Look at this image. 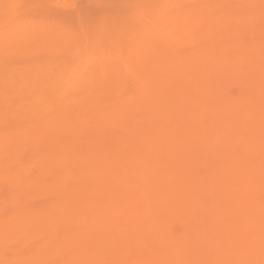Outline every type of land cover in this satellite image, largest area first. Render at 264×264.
I'll return each mask as SVG.
<instances>
[{"label":"rangeland","instance_id":"1","mask_svg":"<svg viewBox=\"0 0 264 264\" xmlns=\"http://www.w3.org/2000/svg\"><path fill=\"white\" fill-rule=\"evenodd\" d=\"M3 1L0 0V39L2 40V42L0 43V51H1L0 52L1 53L0 57L2 58L4 56L2 59H0V61L3 62V63H0V66H1L0 67V91H1L0 92V127L2 126V128H1L2 131H0V141L3 142L5 138L8 141H11L9 139H13V138L12 137L10 138V136L14 135V134L15 135L17 134L18 136H15V141L16 142H21V143L23 142V143L21 144L22 150L20 152H16L15 151L16 153L13 152V151H8L9 153H7V152L3 151L2 148H0V156H1L0 157V203H1V205H0V216H2L3 213L5 214V215H3L1 217L3 219L0 220L2 222L0 224V256H1L0 257V264H18V263L19 264H27V262L29 264L30 263L31 264H35L37 262L36 259L38 258L39 255L41 257H43V260H41L38 264H42V263L43 264H63V263L64 264H69V263L74 264V262L76 264H78L80 262V260H81V262L83 260V263L86 262V264H94V263H98L99 264L100 263L99 260H98L99 259V257H98L99 255H98L97 252L100 249L104 248V246H109V245H111V247L114 246V249L119 251V252H117L118 256L116 255V257H119V256H126L127 257L128 256V261H127L128 264H132V262H133V264H138L139 262H140V264H142V263L143 264H150V263H152V264H155V263L156 264H158V263L159 264H168V263H164V262H169L170 264H177L178 261H179L180 264H183V262H182L183 260H184V264H190L191 260L194 262V264H199L200 261H202L203 264H206V263L207 264H212V262L214 264V259H215V262H219V260L222 259V257L225 256V253L229 257V259L232 260V261L229 260L230 262L227 261V262H229V264H239L238 262H240V264H242V263L243 264H251L250 262H252V264H264V215H263L264 214V183H263V180H264L263 179V177H264V151L259 149L257 147L258 145L257 146H256V144L254 145L253 143H255V142L249 141L251 144L249 142L246 143V144H243V145L249 144V146H250L249 150L244 153L242 150H240L241 146H238V144H236V142H234L232 140H230L228 142H226L225 140L223 141L225 145H224V149H222V152H224V151L225 152H229L231 150L229 152V155L232 154V153L237 155V152H238L239 153L238 155H240L239 156L240 160L243 161V159H244L243 162L246 163V164H244V163L243 164L246 165L245 166V172H246L245 175L247 177L246 176H244V177L247 180L243 183V187L241 189L243 190L244 189V185L248 183V185H249V189H248L249 190V194L246 195L244 192L239 193V194H243L244 193V195H239L238 194L237 195L238 199L236 198L237 200H235L234 201L235 203L234 202L233 203L235 205L238 202V205L240 206L241 204H243V201H244V205H245V201H247L248 202L247 205H245V207H242V208L239 209L238 213L235 215V217H238V218L235 219V221H234V219H230L229 218L228 214L231 213V210L228 209L229 206L227 207L225 205V206H221V209L219 207L218 210L217 209L211 210L215 206H217V204L222 203V201H220V202H219V200H218V202L216 201L217 200L216 197L220 194L221 189L219 190L218 189L219 187L218 188L214 187L215 186L214 181L215 180L217 181V179H219V180L224 179V181L221 180L220 184H222V182L223 183L225 182L226 186H229L230 182L232 181V176H231V174H229L230 171H228V170L226 171L225 170V167H227L226 165H228L229 159H227L228 157H226L225 159H222V163H221V160H219V157L216 155L217 154V149L215 147V144L217 145L219 140L222 138V135L227 133V130L225 131V128L228 129L227 126H228L229 123L227 121V118L229 119L230 115H228L227 114L228 112H225V111H223L224 114L221 113V115H220V111H218V113L216 115V117L218 119H220L221 121L218 120V122H216V123H209V125H207L204 128H200L199 130H197V132L196 131L190 132L189 139H191V140L187 142L188 144L187 143L184 144V141H181L183 143L184 148H193V147L197 148L196 144L198 143V141H201L200 145L202 147H205V148L206 147H210V146L212 147V148H210L211 151L209 150L208 153L202 154V153L196 152L195 154L191 155L190 158L186 157L185 160H183L182 158H177L178 160H176V162L179 163V166L176 168V172L174 171L175 172L174 178H176L178 181H180L182 184H185V185H186V183H187V185L190 184L191 177H192V179L195 178V180H197V185H198V186H196L195 191H192V193H189V192L185 191L184 187H181V190H179V191L177 189L176 190L174 189V191L170 190V188H168V186L166 185V180H165L166 176H165V174H161L160 176L159 175L157 176L155 174L151 175V171H150L151 169H147L146 170L147 173H145L142 176L148 177L149 179L151 177L152 179H150V180L148 179V181H147L146 178H142L141 177L142 179L146 180L145 183L139 182L136 185H135V183L130 184L129 187L130 188L132 187V188L129 189V191L127 192V199H126L127 201L126 202L117 203V205L120 207V209L124 210V211L122 210V212L119 213V214H125L126 215V212H127L126 209H128V208H129V210H135V211H133L132 213L129 214V218L130 219L133 218L130 221H133L138 213H142L143 212V213H145V214H143V216L146 215V212H147L146 211V209H147L146 203H147V200L149 198L148 196H149V191H150L151 187H154V189H155V191L157 193V196H155V198L161 199V197L162 198L164 197V194H165V196L167 198L166 200H164L165 204L161 203L160 207L158 208V210L156 212L157 214H159V215H157L159 219L158 220L155 219V222H154L156 226L153 225L154 223H152V221L150 222L152 224L149 223L150 220H149V218H147L148 217L147 215L144 216L145 218L148 219V221L146 219V223H145L146 225H148V227H146V225H145L144 227L141 228L142 230L141 229L138 230V234H140V236H138V240L139 241L137 240V242H140L138 246H136L137 243L134 244L132 242L131 244H133V245H131L130 247L124 248L125 247L124 244H125L126 240H124V238L122 236L114 234L115 236L118 237V238L115 237V239H114L116 241V238H117V241H116L117 243H116L114 240H112V234H110L111 233L110 229H108L106 226L101 224L100 219H99V221H97V224H98V225L96 224L97 226L92 224V223H94V221L96 222L97 215H96V219H94L95 218L94 214H96V210L95 209L97 207V210H98V205L97 204H100V202L96 201L95 205L93 204L91 206L90 205L89 206L88 205L81 206L80 209H81V211H82V213L84 215V216L82 215L83 217H81L82 220L81 219L77 220L78 218H76V216L78 215V213H73L77 209H79V208L76 209V206L80 207V205H81V203L79 204V202L74 204L75 202H77L76 200H78V198H79V189L78 188L81 187L82 183L86 182V184H90L89 181H83V179L80 178L81 175L78 173V172H80V167L82 165L81 161H80V156H79V153L81 152L80 151V149H81L80 146H83V144H85V145H87L89 147H96L97 146L96 143L98 141H101V143L96 148H97V150H99L102 153L104 151L108 152V156L109 157L106 158V161H104V163L106 165L111 166L114 163H116L117 159L121 158L120 155L116 154V149L115 148L117 147L119 142H121V140H127L130 137V135H132L131 133H133V131L136 128L135 125H134V122L132 120V119H134L133 116H132L133 118L130 117V119H131L130 121H131L132 124H129V126H127V127H119L120 125H118V124L116 125L115 124V123H119V122H115V120L117 119V114H116L117 106H113V100L110 98L111 91L108 90V89L114 88V84L111 83L110 85H106L105 88L104 87L100 88L99 87L100 83H95V81H93L91 79V74H89L91 72L92 66L94 67L98 63L103 65L102 68L103 67L106 68V70H105V68H103V70H102V74H103L104 77H107L108 73L110 74L113 71L112 69L117 67V64H118L117 61H119V60L120 61L122 60V65H124L125 67L128 66L127 67V69H128L127 70V75L128 76L126 75V82L124 84L120 85V87H119L120 89L117 90V93H116L117 98L123 96L122 98H123V101L125 102L130 97V94H131V96L134 95V93L139 91V89H140V87L142 85L146 84V82L149 81V79H147V77H146V76L149 75V73L146 72L145 69L139 68L138 69V72H139L138 74L139 75H138V77H135V73L131 69V65H127V64H128V61H130V59H133L135 57V53H133L132 51L137 50L136 48H139L140 51L144 52L145 48H147L145 46L146 43H149V41H150L149 40L150 38H148V37H150L152 31L154 32V31H157V30L161 29L160 33H159L160 34V38H158L157 41H156L158 45L160 44L159 46L157 45V47L161 48V49L166 48L168 43H170L171 45L173 44L172 46H174L172 48V50L177 48V50H180L181 52L183 50V52H182L183 55H186V54L189 55L190 52H192L191 54H193V53L196 54L198 52V50L200 52L201 49L203 48V46H206V43L208 42L207 38L209 36L211 37V34L208 33V32L211 31V29H212L211 27L212 26L210 28H208L209 25L208 26H203L202 28H197V32L198 33L194 34L193 30L197 26L193 27V26L189 25L187 20L184 21L185 16L179 17V21H178V19L175 20V18L172 19L170 17L172 15H176L175 13H177V11L178 12L180 11V13L182 11L186 12V13L187 12L188 13H192L194 10L195 11L193 13H195L197 15L199 13V15H202V17L198 15L199 19H202V18L206 19V18H211L212 17V19H214V20H216V18H217V20L215 22L219 23V22H222V19L227 18V21L229 22L228 26L231 27L232 29H233V27H232L233 25L234 26H238V27H236V29H233V30L237 31L240 34L242 33V38L244 37V34H245V36L247 35V37L249 36V38H251V39H249V38L247 39L245 37V39H247V40L242 39L244 41V43L241 41L240 38H239V41H238V39L235 38L234 41L236 40V42H234L233 40L232 41L229 40V42H230L229 50L233 51L234 53L237 52L236 53L237 55L235 54L234 56L237 57L236 59L239 60V57H241L240 56L241 53L238 54V51L241 50L243 52L244 49L248 50V48H249L248 46H251L252 43L255 44V41L252 39V36L247 31H245V29L243 28V24H244L243 22L245 21V19H243V18H244L245 15H246V19L247 20H249L250 18H253L252 22L254 24L256 18L259 17V19H257V22L261 21V23H262V21H264V17H263L264 16V10H262V12H261V9H264V2L262 3V1L260 2V0H258V1L257 0H255V1L254 0L253 1L252 0L251 1L250 0H239V1L238 0H229V1L228 0H207V1L206 0H201V1L200 0H193V1L192 0H170V1L169 0H151V1L150 0H144V1L143 0H5L4 2ZM182 1H183V3H182ZM235 1H237V3ZM5 2H7V3H5ZM211 2H214V3H211ZM225 2H227V3H225ZM239 2L241 4H238ZM255 2H258V3H255ZM218 3H221V4H218ZM259 3H262V4L260 5ZM222 4H224V5H222ZM256 4L257 5L259 4V6H255ZM211 5H212V7H210ZM235 5H236V7H235ZM240 6H241V8H240ZM189 7H191V9ZM242 7H243V9H242ZM8 8L9 9L11 8V9L9 10ZM159 8H160V10H159ZM177 8L179 10H177ZM201 9H203V10L201 11ZM230 9H231V11H230ZM259 9H260V11H259ZM12 10H13V12H12ZM191 10H193V11H191ZM211 10H213V11H211ZM196 11H197V13H196ZM243 11H244V14H243ZM167 12H168V14H167ZM223 12H224V14L227 12L228 15H230L231 14L230 12H232L231 19L229 18V16L225 17L227 15L226 14L225 15L222 14ZM154 13H155V15H154ZM158 13H160V14L158 15ZM233 13H235L236 16H234ZM212 14H214V15H212ZM249 14H250V16H248ZM220 15H222V17L224 16V18L220 19L221 18ZM255 15H256V18L254 17ZM261 15H262L263 18L261 17ZM11 16H13V18ZM183 17H184V19H183ZM161 18H163V19H161ZM161 20L165 21V22H162ZM172 20H173V22H172ZM234 20H235V22H233ZM237 20H238V22H237ZM24 21H27L28 23L27 22L25 23ZM22 22H23V24H20ZM38 22L39 23L41 22V23L39 24ZM34 23H35V25H34ZM230 23H232V24L230 25ZM186 24L189 25V26H186ZM12 25L15 28V31H14V28H11ZM17 25H19V27ZM148 25H149V27H148ZM20 26H21V28H20ZM56 26H58V29L56 28ZM150 26H152V27H150ZM184 26H186V27H184ZM60 28H62V29H60ZM220 28L219 27L218 28L215 27V29L213 28L211 32L212 33L215 32L213 30H217L216 32H219L218 30H220ZM27 29L29 30V32H28ZM33 29H35V30H33ZM41 29L46 31L45 35H47L48 33H52L51 34V38H50L51 40H44L45 42L47 41L49 44L48 43L44 44V41H42L40 43L37 42L38 44L35 42L36 41L35 40L36 39V35L39 32V30H41ZM173 29H175V30H173ZM10 31L11 32H18V33H20L22 35H25V37L23 39L21 38L22 42L18 40V42H19L18 47L19 46H23L25 48V51H23L24 53L17 51L18 50L17 46H16L17 48L16 47L12 48V46L10 48L9 44H6L8 42H11V43L13 42L11 40L9 41V39L6 38V36H5L7 33H10ZM53 31H55L56 33L53 32ZM3 32L5 33L4 36H3ZM135 32H138V34L135 33ZM185 32H186V34H185ZM28 33H29V35H28ZM30 33H31V35H30ZM145 33H147V34H145ZM219 33H220V35H218ZM219 33H213L216 36L215 37V39H216L215 45L216 46L215 45L210 46L211 48L209 49L210 50L209 52H211V54H212L214 50H217L219 56H216L217 57L216 58L214 55H212L211 60L214 58L212 60V62H214L215 64L216 63L223 64V65H220V67L223 66V69L225 71V69L230 68L228 63L225 64V61H221L219 63L220 60L216 61V59H219L225 53V52H223L224 48H222L224 46L223 45L224 44L223 40H225V39H223V37L221 36V35H223L221 33V31ZM202 34L204 35V37H203ZM208 34H209V36H208ZM145 35H146V38H145ZM206 35H207V37H206ZM31 37H32V40L35 43L32 40H30ZM70 38H72V39L74 38V39L79 40V44H78L77 47L72 45V41L70 40ZM142 38H144V39H142ZM217 38H219V39H217ZM26 39H28V40L26 41ZM187 39L190 40V41L187 42ZM146 40H148V41L146 42ZM178 40H180V41H178ZM248 40H250V41L247 42ZM251 40H252V42H251ZM20 42H21V44H20ZM132 42L134 43V45L132 44ZM24 43H25V45H24ZM176 43H177L178 46L176 45ZM247 43H249V44L247 45ZM185 44L187 46H185ZM244 44L247 46V48L244 46ZM87 45H88V47H87ZM124 45H125L126 48H127V45L130 48L128 47V49H126L124 47ZM232 45H234V46H232ZM240 45H241V47H240ZM144 46H145V48H143L144 49L143 50L142 47H144ZM131 47H133V48H131ZM7 48H9V49H7ZM37 48L40 51H38ZM54 48H56V49H54ZM4 49H6V51H4ZM32 49L34 51H32ZM235 50H237V51H235ZM255 50L257 51V54H256ZM255 50H254L255 51V55L257 57H261V59L263 58L262 60H264V52H262V51L260 52V50H261L260 48L259 49H255ZM15 51L17 52V54H15L16 53ZM42 51H43V53H42ZM84 51H85L86 54L84 53ZM65 52H67V53L64 56ZM70 53H72L73 56ZM75 53H77V55H80L81 58L78 57ZM130 53L133 54V55H131ZM165 53H166V51H165ZM26 54H28V55H26ZM121 54H123V55H121ZM197 54H199V53H197ZM205 55H207V53ZM71 56H72V58H71ZM74 57L77 58V59L79 58L81 60H77ZM87 57H88V60H87ZM15 58H17V59H15ZM25 58H27V59H25ZM110 60H112V61L110 62ZM67 61H70V62H67ZM107 61H109V62L107 63ZM96 62H98V63H96ZM68 63H69V65H68ZM56 64H58V65H56ZM73 64H74V66H73ZM70 66H71V68H70ZM107 66H110V67L107 68ZM68 67H69V70H68ZM75 67H77V68H75ZM129 69H131V71ZM74 70H76V71H74ZM81 71H84V72H81ZM45 72H47V73H45ZM69 72H71V73H69ZM209 72L212 73V75ZM214 72L212 70H209L207 72H204L205 74L204 73L201 74L202 76L198 77V76H196L195 72L193 71V72H190L189 74H187L186 78L184 77V81H186L188 79L186 82L189 81L188 83H192V82L197 81V79L200 80V78H201L200 84L204 83L205 85H207V82H208V85H209L210 82H211L215 86H218V90H219V88H220V90H223V91L225 90L224 93H225L226 97L228 96V99H229L230 96H231V99H234V97H235V99H236V97L239 98L240 97L239 94L242 96V94H245L246 91H248V93L250 92L251 94L249 95V98H248V95L246 97V103L247 104L258 103L260 101L259 104L263 105L264 102H262V101H264V94H263L264 87L260 86V84H259L260 81H258L254 85L256 87L252 91V88H250V87H252L250 85V83L242 86L243 84H240L241 82H239L237 80H231V79L227 80L230 77L227 74L225 75V73H220L221 75H219L218 74V70H216L217 74L215 73L217 75V78H218L217 81L210 80V79H214L213 78V73ZM239 72H243V70H241ZM118 73L119 74H117V76H119V75L121 76L122 75L120 72H118ZM131 73H133V74H131ZM67 74H70V77ZM190 74L192 75L191 77L189 76ZM3 75L5 76V79L7 78L6 80L2 79ZM56 75H57L58 78L56 77ZM193 75H195V77H194L195 79H193ZM117 76L115 75V73H113V75H111L109 79H113V77L115 78ZM244 76H245V74H244ZM149 77L150 76H148V78ZM202 77L203 78L206 77V78L202 79ZM67 78L71 79L72 81L67 80ZM190 78H192V79H190ZM61 82H63V83H61ZM84 83H87V84L84 85ZM227 83H228V85H227ZM237 83H239V84H237ZM79 85H81V86H79ZM90 86H93V87L90 88ZM258 86H259V89H257ZM106 88H108V89H106ZM5 91H7V92H5ZM85 91H86V93H85ZM89 91H91V92H89ZM227 91L229 92L230 96H229ZM90 93H93L92 95L94 96V99L99 102V108L100 109L101 108L105 109V111L103 110L100 114H104V116H105V121L107 122L106 123V127L109 128V129H113L114 126H115V128H114L115 131H116V135L115 136H110V135L104 136V133L95 132V131L94 132L93 131L84 132L82 130V125L79 124V123L82 120L83 116H79V112L81 111L82 108H84L85 102H84V105H83V102L81 103L80 100H83L88 95H91ZM252 95H253L254 99L252 97H250ZM75 96H77V97H75ZM96 96H97V98H96ZM217 97H218L217 99L216 98L207 99L206 102L208 101L207 102L208 104L204 102L205 106H207L208 110H210L211 112L213 111V109L216 106H218V107L222 106L223 98L219 97V95ZM255 97L257 99H255ZM220 100H222V102ZM124 102H123V104H124ZM66 106H68V107H66ZM114 107H116V109ZM70 108H71V110H70ZM256 108H258V107H256ZM246 109H248V108H244L243 110H246ZM72 112H73V114H72ZM52 113L55 114L56 116L53 115ZM111 113L113 114V116H112ZM49 117H50V119L51 118L52 119L49 120ZM60 119H61L62 122L64 121V125H62L63 127H65L68 124H70V125L72 124L71 126H75L74 128L79 129L80 134L77 135V136H73L74 132H73L72 128H64V129L61 130L60 129L61 126L60 125L58 126V123H57L58 121H60ZM42 121L44 123H47V124H44ZM95 121H97V120H95ZM39 122L41 123V125H40ZM220 122H222V123H220ZM93 123H94L95 126L98 125L97 122H93ZM113 123H114V126H112ZM216 126H218V127H216ZM13 128L14 129L16 128V130L15 131H11L13 133L10 134L9 130H13ZM42 128L44 129V131H43ZM211 128H212L213 131L211 130ZM21 129H22V131H21ZM27 129H28V131H27ZM36 129H37V131H36ZM41 129H42V131H41ZM56 129H58V130H56ZM114 129H113V131H114ZM239 129H240V127H232V128H230V132H232V130H234L232 133L239 135V133H238L240 131ZM24 130H25V132H23ZM39 130H40V132H39ZM235 130H236V132H235ZM20 131H21L22 135L24 133L23 140H22V135L19 133ZM215 131H217V132H215ZM120 133H121V135H120ZM218 133L220 134V136H218L219 135ZM180 134H183V132H181V131L175 132L173 134V136L174 137H178V135H180ZM196 134H198L199 137ZM25 135H27V136H25ZM209 135H211V136H209ZM191 136H193V137H191ZM214 136H215V138H214ZM261 136H264V132H262ZM17 137H20L19 138L20 141L18 140ZM25 137L27 139H25ZM30 137H31V139H30ZM262 138L264 139V137H262ZM24 139L27 142H25ZM103 139L105 141H102ZM44 140H45V142H44ZM73 140H75V141H73ZM214 140H216V141H214ZM79 141H80V143H79ZM230 142H232V144ZM263 142H264V140H263ZM27 143H28V146H27ZM209 143H210V145H209ZM226 144H227V146H226ZM36 147H38V149ZM254 148H256V150ZM236 149H238V150H236ZM250 149L251 150L253 149V150L251 151ZM257 149L260 150L261 152L258 151ZM41 150H42V152H41ZM214 150H216L215 153H214ZM233 150H235V151H233ZM55 151H56V153H55ZM248 152L250 153V155H249ZM258 152H260V153H258ZM43 153H45V154H43ZM73 153H74V155H73ZM242 153H244V154H242ZM63 154H64V156H63ZM202 155L204 156V158H203ZM242 155H244L245 157L242 156ZM46 156H47V158H46ZM133 156H134V153L132 151V152L129 153V157L132 160L131 161L132 166L135 169H137V167H138V169H140V170L137 169V171H140V172L142 171L143 172L145 168H147L150 165H152V162L150 160L145 159V157H142L141 153H140V155H138V158H136L134 156L136 158L134 160H133ZM180 156L182 157V156H185V155H184V153H181ZM192 156H194V157H192ZM12 158H14L15 162H14V160H12ZM187 158H189V159L187 160ZM207 158H209V159H207ZM44 159H46V160H44ZM48 159L49 160L50 159L51 160L54 159L55 162L54 161H50V164H49V160ZM247 159H248V161H245ZM19 160H21V162ZM76 161H79L80 163H77ZM72 162H74L75 164L72 163ZM39 163H40L41 166H43L44 163H45V165L43 166L44 170L42 169L43 167H41V170H40ZM223 163H224V165H222ZM62 164H63V166H62ZM54 165H56V166L61 165V166L60 167L59 166L58 167L55 166L56 167L55 168ZM215 166H216V168H215ZM23 167H25V169ZM53 167H54V170L52 171ZM218 167H220V168H218ZM45 168L48 171L45 170ZM83 168L84 167L82 165L81 170H83ZM253 168H255V169H253ZM19 169H21V170H19ZM73 169H74V171H73ZM189 169H191V170H189ZM198 169H200V170H198ZM259 169H261L262 171L259 170ZM22 170H25V171H22ZM30 170H32V172ZM212 170L215 171V172H213ZM257 170H258V172H256ZM15 171H17V172H15ZM49 171H51V172H49ZM249 171H251L253 173L251 174ZM5 172H7V173L5 174ZM216 172L218 173L219 177L216 175ZM261 172L263 173L262 176H261ZM76 173H78L79 175H77ZM258 173H259V175H258ZM189 175H191V177ZM195 175H196V177H195ZM249 175H250V177H248ZM23 176H25V177H23ZM59 176H61L62 178L59 177ZM66 176H67V178H66ZM110 176L111 175H109L107 177H110ZM257 176H258V178H257ZM209 177H210V179H209ZM7 178H9V179H7ZM37 178L39 180H42V181H39ZM56 178H58V179H56ZM188 178H190V180H188ZM16 179L18 180V182H17ZM26 179L28 180V182H27ZM70 179H72V180H70ZM77 179H78V181H77ZM161 179H163V180H161ZM34 180L37 181V182L35 183ZM58 180H59V183L57 182ZM67 180H69V181H67ZM228 180H230V181H228ZM30 181H32V182H30ZM38 181L40 183H42L41 185H43V186H40V183ZM43 181H44V183H43ZM73 181H75V182H73ZM55 182L57 183L58 186L54 185ZM80 182H81V184H80ZM51 185H54L55 188L53 186H51ZM206 185H207L208 188L206 187ZM211 185H213V187ZM56 186L58 188H56ZM39 187H40V189H39ZM63 187L64 188L66 187V188L63 189ZM69 187H71V189ZM35 188L38 189V190H36ZM18 189H19V191H18ZM22 189H24L23 190L24 192H28V193H26V195L23 194L24 192L21 191ZM41 189H42V191H40ZM252 189H253V192H255V193L252 192ZM28 190L31 191L32 193L30 194V192ZM33 190H35V191H33ZM74 190H76V191H74ZM16 191H17V193H16ZM37 191H38V193L35 194L34 192H37ZM70 191H71V194H69ZM175 191H178L182 195H179V196L176 195L175 196L174 195ZM74 192L76 193L77 196L75 195ZM178 192H177V194H179ZM203 192H204L205 196L203 195ZM215 193H217V194L215 195ZM145 195H147V196H145ZM172 195H174L173 198L171 197ZM194 195H195V197H194ZM252 195H254V199L252 198ZM20 196H22L20 198L22 201L25 200L24 202H22L19 199ZM244 196H246V197H244ZM17 199L20 200L19 201L20 203L17 202L18 201ZM200 199H202V200H200ZM212 199H213V201L209 202ZM11 200H12V202H10ZM65 200H67V201H65ZM128 200H129V202H128ZM214 200H215V203H214ZM79 201H80V198H79ZM175 201H177V202H175ZM15 202H16L17 205H15ZM10 203H12V204H10ZM23 203H25V204H23ZM68 203H70L72 205H69ZM120 203H121V206H120ZM184 203H186V204H184ZM8 204L9 205H13L12 208H10V206ZM143 204H145V205H143ZM210 204H211V206L214 205L213 208L210 207ZM252 204H253V207H252ZM5 205H7L8 208H6ZM62 205L63 206L65 205V206L63 207ZM66 205H68L69 207L71 206V208H69L68 206L66 207ZM166 205L168 206L167 208H166ZM171 205H172V207H171ZM126 206H127V208H126ZM131 206L133 208H130ZM18 207H20L19 210H18ZM73 207H75V208H73ZM223 207H224V209H223ZM260 207H262V208H260ZM61 208L62 209L65 208V209L62 210ZM137 208L139 209L140 212L137 210ZM142 208H143V210H142ZM243 208H244V211H246L247 215L243 211ZM12 209H14V210H12ZM28 209H29V211L31 213L28 211ZM87 209H89V210H87ZM3 210H5V211H3ZM6 210H10V211L5 213ZM35 210L38 211V212L37 213L36 212L33 213ZM57 210H59V211H57ZM68 210H70L71 212L69 211V213H68ZM169 210H170L171 213L167 212ZM187 210H190V212H189L190 214H188ZM223 210H226V211H223ZM19 211H20V213H19ZM144 211H146V212H144ZM250 211H252V213ZM260 211H262V212H260ZM13 212H14V215H16V216L13 215ZM27 212H29V214ZM39 212L41 213V216H40ZM136 212H138V213H136ZM257 212H259L258 215L256 214ZM23 213H24V218L21 217V216H23ZM91 213H92V215H90ZM97 213H99V212L97 211ZM135 213H136V215H135ZM180 213H182V214H180ZM218 213H219V215H218ZM248 213H250V214H248ZM32 214H34V215H32ZM64 214H65V216H62ZM68 214H70V215L67 216ZM73 214H74V217H73ZM170 214H171V216H170ZM240 214H245L246 216H248V218L243 216V215L241 216ZM31 215H32L33 218L35 217L33 219V221L31 219L28 220L31 217ZM42 215H44V216H42ZM125 215H124L125 220H127V222H129V218H126ZM224 215H227L228 217L224 216ZM231 215H232V213H231ZM11 216H13L16 220L14 218H12ZM25 216H27V217L25 218ZM165 216H167V217H165ZM5 217H7V218H5ZM43 217H44L45 220L43 219ZM51 217H52L54 223L52 222L49 225V222H47L48 221L47 218H51ZM90 217H91V219L93 221H90ZM173 217H175V218H173ZM241 217H243L244 220H242ZM252 217L254 219H251ZM257 217H259V218H257ZM208 218H209V222L207 221ZM212 218L213 219L215 218V222H216V223L213 222V225H212V220H213ZM246 218H247V222H248V225H246V229H247V231H249L248 234H250L251 237L254 239V240H251V245L252 246L250 245L247 248V251H246L247 253L246 254H248L249 257L252 258L254 261L253 260L251 261V259L249 260L248 258L245 259V258H243V255H241L242 254V252H241L242 251L241 250L242 247L241 246H242V242H244L242 239L238 238L237 235H236V238H233L234 241L231 239V237H228L230 235H235L239 231V229H241L244 226L243 224H245ZM5 219H7V220L5 221ZM9 219H11V220H9ZM12 219L15 221V223H14V221H12ZM55 219H56V221H55ZM122 219L123 218L120 219L121 222L124 221ZM165 219H168L167 222L165 221ZM197 219H198L199 222H197ZM250 219H251L252 222L250 221ZM257 219L258 220L261 219V220L258 221ZM20 220L23 221L24 223H22ZM39 220H41V221H39ZM188 220H189V222H188ZM10 221H12L13 223L10 222ZM45 221L48 224H44ZM249 221L252 223L251 226L249 225V223H250ZM4 222H6V223H4ZM29 222H34L35 223L34 229H31L30 227H27V226H29V224H27ZM36 222H37V225H36ZM242 222H243V224H242ZM16 223L18 224V226L20 225V228L21 227H24L25 229L28 228L30 233H29V231H27L28 229L26 230L27 232H25L24 228H21L20 230H17V229H19V227L16 226ZM38 223H40V224H38ZM76 223H77L78 226H75ZM193 223H194V225H193ZM205 223H207V224L205 225ZM11 224L15 226V229L17 231H21V232H17L13 228V226ZM23 224H26L27 226H25V225L23 226ZM149 224H150L151 228H149ZM158 224H160L161 226L158 225ZM9 225H11L10 227H11L12 231H11ZM38 225L41 226V229H40V227H37ZM166 225H167V227H166ZM190 225H192V226L190 227ZM208 226H210V228ZM74 227H76V228H74ZM78 227L80 229H78ZM101 227H103V229ZM201 227H202V229H201V231H199ZM94 228H96V229H94ZM213 228H215V230H217L218 232L214 231ZM234 228H236V229L238 228L237 231ZM22 229H24V230H22ZM76 229H78V230H76ZM153 229H155L156 232ZM161 229L162 230L164 229V230L162 231ZM191 229H192V231H191ZM195 229H196V231H195ZM209 229H211V231L209 232L210 234L208 235ZM74 230H75V232L73 233ZM158 230L160 231L159 234H158ZM167 230H168V232H167ZM189 230H190V232H189ZM77 231H81V232L77 233ZM142 231L144 232V234H142L143 233ZM39 232H40V234H39ZM152 232H154L156 235L154 233H152ZM161 232H163L164 234H162ZM196 232H198V233L196 234ZM229 232H230V234H229ZM250 232H252V233H250ZM3 233L6 234L5 237H4ZM47 233H48V236H47ZM203 233H204V236H203ZM12 234L15 235V236H12ZM24 234L26 236H24ZM108 234H110L109 236H111L110 237L111 241H109V242H112V244L111 243L106 244L108 242L107 239L109 238ZM147 234H150L151 236L147 235ZM189 234H191V236ZM214 234L226 235L225 237H227V239L225 238L226 239L225 240L223 238L221 241L220 240L216 241V240H214V237L212 236ZM160 235H161V237H159ZM187 235H189V236H187ZM17 236L20 237V238H16ZM46 236H47V239H46ZM75 236H76V240L74 238ZM210 236H211V238H210ZM25 237H26V239H24ZM53 237H55L56 239L53 238ZM102 237H104V238L102 239ZM119 237H121V239ZM146 237H147V239H146ZM1 238L3 239V241H1ZM49 238L50 239L53 238L56 241H53V239L50 240ZM73 238H74L75 241L73 240ZM82 238H83V240H82ZM95 238H97V240ZM154 238H155V240H154ZM157 238L158 239L160 238V239L158 240ZM229 238H230V240H228ZM99 239H101L102 241L99 240ZM131 239L132 238H130L129 240H131ZM189 239L191 240V244H189L190 247H192L193 245L196 244L195 246H193L194 248L192 247L195 250L196 254H195V252H192L193 251L192 248L190 249L189 246L187 247V245H188L187 241H189V243H190ZM211 239H212V242H211ZM28 240H30V241H28ZM93 240L96 241V242H94ZM118 240H119V242H118ZM144 240H146V241L144 242ZM147 240L148 241L150 240L149 243L151 241H153V242H151L152 245H150ZM236 240H237V243H236ZM50 241L55 243V245L53 246V244ZM61 241H63V242H61ZM85 241H86V243H85ZM200 241H201V244H200ZM238 241H239V243H238ZM47 242L48 243L50 242L51 244L50 243L48 244ZM98 242H100V243L103 242V243L97 244ZM142 242H143V244L144 243L145 244L147 243V244L143 245ZM167 242H169V243H167ZM181 242H183L185 244V246ZM209 242H210V244H209ZM175 243H177V245ZM192 243H193V245H192ZM215 243L217 244L218 247L215 246L216 245ZM56 244H58V247L56 246ZM153 244H155V246H153ZM213 244H215V245H213ZM226 244H228V245H226ZM240 244H241V246H240ZM59 245H60V248L63 249V250H61L59 248ZM102 245H103V247H102ZM171 245H173V247ZM203 245H205V246H203ZM233 245L235 247H233ZM49 246L51 247V251L50 252L48 251V250H50ZM55 246L57 247V249L55 248ZM61 246H63V247H61ZM65 246H67V248H65ZM97 246H99V247H97ZM174 246H176V247H174ZM230 246H231V248L228 249V251H229V253H228L225 250H227V247H230ZM44 247H45L46 250H44ZM72 247H74V248L72 249ZM87 247H88V249H87ZM223 247H225V248H223ZM197 248H198V250L196 251ZM219 248H220V250H219ZM59 249H60V251L62 253L59 252ZM93 249H95V251ZM129 249H130V251H129ZM152 249H154L155 251L152 250ZM149 250H151V251H149ZM183 250H185V251H183ZM190 250H192V251H190ZM216 250H217V252H216ZM77 251L78 252L80 251V252L78 253ZM90 251H91V254H90ZM158 251H160V252H158ZM161 251L162 252L164 251V252L162 253ZM178 251L182 252L181 255H180V253ZM223 251H224V253H223ZM237 251H238V253H237ZM57 252L59 253V255H58ZM85 252H87V253H85ZM129 252H130V254H129ZM133 252H135V253H133ZM200 252L202 253V255H201ZM55 253H57V254H55ZM153 253L155 254V257H154V255H152ZM160 253H161V255H160ZM217 253L219 255L220 254L221 255L219 256V255H217ZM30 254L33 255V256H31ZM75 254H76V256H75ZM136 254H140L142 257L140 255H136ZM156 254H157V256L159 255V257H157ZM191 254H193V255H191ZM83 255H86V259H85V257ZM90 255H92V256H90ZM150 255H152V256L150 257ZM207 255H209V256L207 257ZM27 256H28V258L30 256L31 257L28 259ZM34 256H36V258ZM77 256H79V257H77ZM185 256H186V258H185ZM202 256L204 257V259H206L205 257H207L206 260L208 262L206 260H204ZM211 256H212V258H210ZM241 256H242V258H241ZM24 257H26L25 259L27 261L24 259ZM91 257H93V258H91ZM96 257H98V258H96ZM235 257H237V258H235ZM68 258H69V260H67ZM71 258H73V261H71ZM76 258H78L79 260H77ZM157 258H159V259H157ZM168 258L171 259V260L168 261L169 260ZM194 258H195V261H194ZM198 258H199V260H198ZM208 258H210V259H208ZM129 259H131V260H129ZM133 259H135L136 261L134 262ZM141 259H143V260H141ZM23 260H25L26 263ZM28 260H30V261H28ZM34 260H35V262H34ZM113 260H115V259L114 258L112 259L111 257L109 258L107 256V258L104 260L105 263L101 262L100 264H102V263L103 264H111V263L113 264ZM146 260H147V263H146ZM187 260H189V261H187ZM16 261H20V262L16 263ZM66 261H67V263H66ZM151 261H153V262H151ZM202 262L200 264H202ZM221 264H223V262Z\"/></svg>","mask_w":264,"mask_h":264},{"label":"bare ground","instance_id":"2","mask_svg":"<svg viewBox=\"0 0 264 264\" xmlns=\"http://www.w3.org/2000/svg\"><path fill=\"white\" fill-rule=\"evenodd\" d=\"M3 1V0H2ZM5 1V0H4ZM3 1V2H4ZM144 1V0H143ZM151 1V0H150ZM170 1V0H169ZM193 1V0H192ZM201 1V0H200ZM207 1V0H206ZM229 1V0H228ZM239 1V0H238ZM251 1V0H250ZM253 1V0H252ZM255 1V0H254ZM258 1V0H257ZM262 1V3L264 2V0H260V2ZM2 2V3H3ZM174 2V1H173ZM203 2V1H202ZM236 3H237V1H235ZM246 2V1H245ZM5 3H7V2H5ZM4 3V4H5ZM182 3H183V1H182ZM211 3H214V2H211ZM225 3H227V2H225ZM235 3V4H236ZM244 3V2H243ZM249 3V2H248ZM255 3H258V2H255ZM262 3H259L260 5L262 4ZM9 4V3H8ZM209 4V3H208ZM218 4H221V3H218ZM238 4H241L240 2L238 3ZM246 4V3H245ZM259 4L257 5H255V6H259ZM167 5V4H166ZM171 5V4H170ZM169 5V6H170ZM173 5V4H172ZM182 5V4H181ZM222 5H224V4H222ZM221 5V6H222ZM248 5V4H247ZM5 6V5H4ZM146 6V5H145ZM203 6V5H202ZM7 7V6H6ZM178 7V6H177ZM187 7V6H186ZM210 7H212V5L210 6ZM219 7V6H218ZM217 7V8H218ZM233 7V6H232ZM235 7H236V5H235ZM239 7V6H238ZM246 7V6H245ZM252 7V6H251ZM254 7V6H253ZM3 8V7H2ZM148 8V7H147ZM171 8V7H170ZM175 8V7H174ZM190 9H191V7H189ZM240 8H241V6H240ZM248 8V7H247ZM255 8V7H254ZM260 8V7H259ZM9 9V8H8ZM11 9V8H10ZM9 9V10H10ZM149 9V8H148ZM173 9V8H172ZM193 9V8H192ZM199 9V8H198ZM209 9V8H208ZM212 9V8H211ZM233 9V8H232ZM242 9H243V7H242ZM241 9V10H242ZM256 9V8H255ZM5 10V9H4ZM159 10H160V8H159ZM164 10V9H163ZM177 10H179L178 8H177ZM203 9H201V11H202ZM223 10V9H222ZM246 10V9H245ZM248 10V9H247ZM251 10V9H250ZM257 10V9H256ZM262 10H264V9H261V12H262ZM162 11V10H161ZM166 11V10H165ZM169 11V10H168ZM191 11H193V10H191ZM195 11V10H194ZM193 11V12H194ZM200 11V10H199ZM205 11V10H204ZM208 11V10H207ZM206 11V12H207ZM211 11H213V10H211ZM210 11V12H211ZM230 11H231V9H230ZM234 11V10H233ZM232 11V12H233ZM237 11V10H236ZM235 11V12H236ZM252 11V10H251ZM255 11V10H254ZM258 11V10H257ZM259 11H260V9H259ZM12 12H13V10H12ZM146 12V11H145ZM186 13V12H181L180 13V11L178 12L177 11V13H175L176 15H172V16H170L172 19H174L175 18V20L176 19H178V21H179V17H181V16H185V19H184V17H183V19H184V21L185 20H187V22L189 23V25H191V26H197L194 30H193V33L195 34V33H198L197 32V28H202L203 26H208V28H210L211 26V28L213 29H215V27H221L220 28V30H218L219 32L221 31V33L223 34V35H221L222 37H223V39H225V40H223V47L222 48H224L223 49V52H225L224 53V55L222 56V57H220L219 59H216V61L218 60H220L219 61V63L221 62V61H225V64H227L228 63V65H229V67L230 68H227V69H225V71H224V69H223V66L222 67H220V65H223V64H218V63H214V62H212V60L214 59H212L211 60V57H212V55H214L215 57L216 56H219L218 55V52H217V50H214L213 51V53L211 54V52H209L210 50V46H213V45H215V42H216V39H215V34H213V33H219V32H216L217 30H213V31H215V32H211L212 31V29H211V31L210 32H208V33H210L211 34V37L209 36V34H208V38H207V40H208V42L206 43V46H203V48L201 49V51L199 52V50H198V52L197 53H199V54H191L192 52H190V54L188 55V54H186V55H183V50H182V52L180 51V50H177V48L176 49H174V50H172V48L174 47V46H172L170 43H168V45L166 46V48H163V49H161V48H158L157 47V39L158 38H160V30H157V31H152V33H151V35H150V37H148V38H150L149 40V43H146V47L147 48H145V46L144 47H142V49L143 48H145V50H144V52H142V51H140L139 50V48H136L137 50H134V51H132L133 53H135V57L133 58V59H130V61H128V64L127 65H131V69L134 71V73H135V77H138V69L139 68H143V69H145V71L146 72H148L149 73V75L148 76H150L149 78H148V76H146L147 77V79H149V81L148 82H146V84H144V85H142L141 87H140V89H139V91H137L136 93H134V95H132L131 96V94H130V97L124 102L123 101V96H121V97H119V98H117V96H116V93H117V90H119L120 88V85L121 84H124L125 82H126V75H127V67H125L124 65H122V60L120 61H117L118 62V64H117V67H115V68H113L112 70V72L109 74L108 73V76L107 77H104L103 76V74H102V70H103V68H105V67H103L102 68V66L103 65H101L100 63H98V62H96V63H98L97 65H95L94 67L92 66V68H91V72L89 73V74H91V79L93 80V81H95V83H100V85H99V87L100 88H102V87H106V85H110L111 83L112 84H114V88H112V89H108V88H106V89H108L109 91H111V94H110V98L113 100V106H117V112H116V114H117V119L115 120V122H119V123H115L116 125L118 124V125H120L119 127H127V126H129V124H132L131 123V119H130V117H134V119H132L133 120V122H134V125H135V130L133 131V133H131L132 135H130V137L127 139V140H121V142H119V144L117 145V147L115 148L116 149V154L117 155H120L121 156V158L120 159H117L116 160V163H112L113 165H111V166H109V165H106L105 163H104V161H106V158L107 157H109L108 156V152H106V151H104L103 153L102 152H100L99 150H97V146L101 143V141H98L97 143H96V147H89V146H87V145H85V144H83V146H80L81 147V149H80V153H79V156H80V161H81V164L83 165V170H81V167H82V165H81V167H80V172H78L81 176H80V178H82L83 179V181H89V183L90 184H86V182L85 183H82V185H81V187L80 188H78L79 189V198H80V201H79V198H78V200H76L77 202H73L74 204H76V203H78L79 202V204L81 203V205H80V207H77L76 206V209L77 208H79V209H77L75 212H73V213H78V217L76 216V218H78L77 220H79V219H81V217H83L84 215H83V213H82V211H81V206H83V205H95V203H96V201L97 202H100V204H97L98 205V210H97V207H96V214H94V216H95V218L94 219H96V215H97V219H96V222L94 221V223H92V224H94V225H96L97 224V221H99V219H100V221H101V224H103L104 226H106L108 229H110V231H111V233L110 234H112V240H114L115 239V237H117V236H115L116 234L117 235H119V236H122L123 238H124V240H126V242H125V247L124 248H126V247H130L131 245H133V244H131L132 242L135 244V243H137V245L136 246H138L139 245V243L140 242H137V240H138V236H140V234H138V230L139 229H141L142 227H144L146 224V219L147 218H149V223L152 221V223H154L155 222V219H159L158 218V216L157 215H159V214H157L156 212H157V210H158V208L160 207V205H161V203H164L165 201L164 200H166L167 198H166V196H165V194H164V197L162 198L161 197V199H158V198H155V196H157V193H156V191H155V189H154V187H151L150 188V191H149V198H148V200H147V203H146V207H147V209H146V211H144V212H146V215L148 216L147 218H145L144 216H146V215H144L143 216V214H145V213H138V212H136V213H138L137 215H136V213H135V215H136V217L134 218V220L133 221H130V220H132V219H130L129 218V214L130 213H132L133 211H135V210H129V208L128 209H126L127 210V212H126V215L125 214H119V213H121L122 212V210L120 209V207L117 205V203H119V202H126L127 200V192L129 191V189H131L130 187H129V185L130 184H132V183H135V185L136 184H138L139 182H141V183H145L146 182V180L148 181V177H144V176H142V175H144L145 173H147L146 172V170L147 169H151L150 171H151V175L152 174H155V175H161V174H165V180H166V185L168 186V188H170V190H173L174 191V189L176 190H181V187H184V189H185V191H187V192H189V193H192V191H195V189H196V186H198L197 185V180H195V178L194 179H192V177H191V175H189L190 177H191V182H190V184H188L187 185V183H186V185L185 184H182L180 181H178L176 178H174V174H175V172H176V168L179 166V163H177L176 162V160H178L177 158H182L183 160H185V158L186 157H189L190 158V156L191 155H193V154H195L196 152H198V153H202V154H204V153H208V151L210 150V148H212L211 146L210 147H202L201 145H200V143H201V141H198V143L196 144V147L197 148H195V147H193V148H184V146H183V143L181 142V141H184V144L185 143H187L188 141H190L191 139H189V136H190V132H192V131H196L197 132V130H199L200 128H204V127H206L207 125H209V123H216V122H218V120L219 121H221L220 119H218L217 117H216V115H217V113H218V111H220V115H221V113L222 114H224V112L223 111H225V112H228L227 114L228 115H230V117H229V119L227 118V121H228V129H226L225 128V131L227 130V133L226 134H221L222 135V138L219 140V142L217 143V145L215 144V147H216V149H217V156L219 157V160H221V163H222V159H225L226 157H228L227 159H229V162H228V165H226L227 167H225V170L227 171H230V173L229 174H231V176H232V181L230 182V184H229V186H226V184H225V182L223 183L222 182V184H220L221 183V180H223L224 181V179H221V180H219V179H217V181L215 180H213L214 181V183H215V186L214 187H219L218 189L220 190L221 189V192H220V194L216 197V201L218 202V200H219V202L220 201H222V203H220V204H217V206H215L214 208H213V206H211V204H210V207L211 208H213V209H211V210H214V209H217L218 210V208L220 207V209H221V206H229V208L228 209H230L231 210V213H232V215H231V213L230 214H228L229 215V218L230 219H234V221H235V219L236 218H238V217H235V215L238 213V211H239V209L240 208H242V207H245V205H247V201H245V205H244V201H243V204H241L240 206L238 205V202L234 205V201L235 200H237L238 198H237V195L239 194V193H241V192H244L246 195H248L249 194V185H248V183L247 184H245L244 185V189L242 190L241 188L243 187V183L247 180V179H245V177L244 176H246L245 175V166L246 165H244V164H246V163H244L243 161H244V159H243V161L242 160H240V155H238L239 153L237 152V155L236 154H230L229 155V152L231 151H229V152H222V149H224V140L226 141V142H228V141H230V140H232V141H234V142H236V144H238V146H241V148H240V150H242L244 153L246 152V151H248L249 150V144H247V145H243V144H246V143H248L249 141H253V142H255V143H253L254 145L256 144V146L259 148V149H261V150H263L264 151V142H263V138L262 137H264V136H261L262 135V132H264V103H263V105L262 104H259V102L258 103H251V104H247L246 103V97H247V95H248V98H249V95L251 94L250 92L248 93V91H246V93L245 94H242V96L239 94V98H237L236 97V99H235V97H234V99H231V96H230V94H229V92H228V94H229V99H228V96L226 97V95H225V93H224V91L223 90H220V88H219V90H218V86H215L214 84H212L211 82H210V84L208 85V82H207V85H205L203 82V84H200V82H201V78H200V80H198L197 79V81H195V82H192V83H188V82H186V81H184V77L186 78L187 76V74H189L190 72H195V74H196V76H198V77H200V76H202L201 74H203L204 72H207V71H209V70H212L214 73H213V78L214 79H210V80H213V81H217V72H216V70H218V74L219 75H221L220 73H225V75L227 74L230 78H228L227 76V80H229V79H231V80H237V81H239V82H241L240 84H243L242 86H244V85H246V84H249L250 83V85L252 86V87H250V88H252V91L254 90V88L256 87V86H254L258 81H260L259 82V84H260V86H263L264 87V60H262L261 59V57H257L256 55H255V49H261L260 50V52L262 51V52H264V21H262V23H261V21L259 22H257V19H259V17L258 18H256V15L254 16L255 18H256V20H255V23L253 24V22H252V20H253V18H250L249 20H247L246 19V15L244 16V18L243 19H245V21L243 22L244 24H243V28L245 29V31H247L251 36H252V39L255 41V44H253L252 43V45L251 46H248L249 48H248V50H246V49H244V51L242 52L241 50V52L240 51H238V54L239 53H241V57H239V60L238 59H236L237 57H235L234 55L237 53V52H233V51H230L229 50V45H230V42H229V40H233L234 41V39L236 38V39H238V41H239V38L241 39V41L244 43V41L242 40V39H245V37L248 39L249 38V36L247 37V35L245 36V34H244V37L242 38V33L240 34V33H238L237 31H235V30H233V29H236V27H238V26H232L233 27V29L231 28V27H229L228 26V24H229V22L227 21V18H225V19H222V18H224V16L222 17V15H220L221 16V18L220 19H222V22H219V23H217V22H215L216 20H217V18H216V20H214V19H212V17L211 18H206V19H204V18H202V19H199L198 17L199 16H201L202 17V15H199V13H198V15L197 14H195V13ZM215 12V11H214ZM228 12V11H227ZM225 13L227 16H225V17H228L229 16V18L231 19V14H232V12H230L231 14L230 15H228V13ZM260 12V13H261ZM196 13H197V11H196ZM202 13V12H201ZM204 13V12H203ZM216 13V12H215ZM241 13V12H240ZM251 13V12H250ZM256 13V12H255ZM259 13V12H258ZM138 14V13H137ZM160 13H158V15H159ZM167 14H168V12H167ZM173 14V13H172ZM195 14V15H194ZM222 14H224V12L222 13ZM224 14V15H225ZM234 14V16H236L235 15V13H233ZM243 14H244V11H243ZM252 14V13H251ZM263 14V13H262ZM154 15H155V13H154ZM207 15V14H206ZM205 15V16H206ZM210 15V14H209ZM208 15V16H209ZM212 15H214V14H212ZM217 15V14H216ZM150 16V15H149ZM163 16V15H162ZM239 16V15H238ZM248 16H250V14L248 15ZM9 17V16H8ZM7 17V18H8ZM12 18H13V16H11ZM165 17V16H164ZM261 17H262V15H261ZM264 17V16H263ZM262 17V18H263ZM146 18V17H145ZM168 18V17H167ZM237 18V17H236ZM235 18V19H236ZM239 18V17H238ZM249 18V17H248ZM161 19H163V18H161ZM233 19V18H232ZM4 20V19H3ZM170 20V19H169ZM159 21V20H158ZM162 21V20H161ZM25 23L27 22V21H24ZM160 22V21H159ZM162 22H165V21H162ZM172 22H173V20H172ZM232 22V21H231ZM233 22H235V20L233 21ZM237 22H238V20H237ZM252 22V23H251ZM28 23V22H27ZM39 23V22H38ZM37 23V24H38ZM41 23V22H40ZM39 23V24H40ZM152 23V22H151ZM178 23V22H177ZM8 24V23H7ZM20 24H23V22L22 23H20ZM19 24V25H20ZM158 24V23H157ZM169 24V23H168ZM175 24V23H174ZM232 23H230V25H231ZM19 25H17L18 27H19ZM34 25H35V23H34ZM143 25V24H142ZM160 25V24H159ZM164 25V24H163ZM171 25V24H170ZM181 25V24H180ZM189 25H187L186 24V26H189ZM241 25V24H240ZM44 26V25H43ZM51 26V25H50ZM156 26V25H155ZM165 26V25H164ZM179 26V25H178ZM186 26H184V27H186ZM27 27V26H26ZM32 27V26H31ZM138 27V26H137ZM146 27V26H145ZM148 27H149V25H148ZM150 27H152V26H150ZM241 27V26H240ZM11 28H14L13 27V25L11 26ZM20 28H21V26H20ZM41 28V27H40ZM56 28L58 29V26H56ZM144 28V27H143ZM183 28V27H182ZM188 28V27H187ZM18 29V28H17ZM60 29H62V28H60ZM65 29V28H64ZM141 29V28H140ZM193 29V28H192ZM10 30V29H9ZM19 30V29H18ZM26 30V29H25ZM28 30V29H27ZM31 30V29H30ZM33 30H35V29H33ZM51 30V29H50ZM135 30V29H134ZM133 30V31H134ZM145 30V29H144ZM165 30V29H164ZM173 30H175V29H173ZM208 30V29H207ZM210 30V29H209ZM13 31V30H12ZM14 31H15V28H14ZM149 31V30H148ZM192 31V30H191ZM206 31V30H205ZM239 31V30H238ZM241 31V30H240ZM5 32V31H4ZM3 32V36L5 35V33ZM20 32V31H19ZM28 32H29V30H28ZM46 31L45 30H39V32L37 33V35H36V43L37 42H42V41H44V40H51L50 38H51V34L52 33H48L47 35H45L46 33H45ZM51 32V31H50ZM53 32H55V31H53ZM130 32V31H129ZM143 32V31H142ZM170 32V31H169ZM203 32V31H202ZM7 33V32H6ZM56 33V32H55ZM74 33V32H73ZM133 33V32H132ZM135 33H137L138 34V32H135ZM148 33V32H147ZM147 33H145V34H147ZM150 33V32H149ZM166 33V32H165ZM172 33V32H171ZM184 33V32H183ZM182 33V34H183ZM142 34V33H141ZM185 34H186V32H185ZM206 34V33H205ZM28 35H29V33H28ZM30 35H31V33H30ZM198 35V34H197ZM201 35V34H200ZM203 35V34H202ZM217 35V34H216ZM218 35H220V33L218 34ZM2 36V37H3ZM6 38H8L9 39V41L11 40V41H13L12 43L11 42H8V43H6V44H9V46H10V48H11V46H12V48L13 47H18V45H19V42H18V40L19 41H21V38L23 39L24 37H25V35H22V34H20V33H18V32H11L10 31V33H7L6 35ZM188 36V35H187ZM194 36V35H193ZM250 36V37H251ZM35 37V36H34ZM171 37V36H170ZM184 37V36H183ZM196 37V36H195ZM194 37V38H195ZM203 37H204V35H203ZM206 37H207V35H206ZM81 38V37H80ZM87 38V37H86ZM133 38V37H132ZM145 38H146V35H145ZM5 39V38H4ZM7 39V40H8ZM142 39H144V38H142ZM162 39V38H161ZM182 39V38H181ZM192 39V38H191ZM196 39V38H195ZM194 39V40H195ZM217 39H219V38H217ZM247 39H245V40H247ZM249 39H251V38H249ZM28 39H26V41H27ZM30 40H32V37H31V39ZM70 40L72 41V45H74L75 47H77L78 46V44H79V40H77V39H72V38H70ZM69 40V41H70ZM85 40V39H84ZM127 40V39H126ZM134 40V39H133ZM139 40V39H138ZM33 41V40H32ZM31 41V42H32ZM101 41V40H100ZM148 40H146V42H147ZM178 41H180V40H178ZM177 41V42H178ZM188 41H190V40H188L187 39V42ZM219 41V40H218ZM250 40H248L247 42H249ZM253 41V42H254ZM2 42V40L0 39V43ZM5 42V41H4ZM22 42V41H21ZM21 42H20V44H21ZM34 42V41H33ZM34 42V43H35ZM98 42V41H97ZM129 42V41H128ZM156 42V43H155ZM161 42V41H160ZM167 42V41H166ZM174 42V41H173ZM186 42V41H185ZM220 42V41H219ZM234 42H236V40L234 41ZM241 42V43H242ZM251 42H252V40H251ZM45 43H48L47 41L45 42L44 41V44ZM52 43V42H51ZM140 43V42H139ZM179 43V42H178ZM195 43V42H194ZM205 43V42H204ZM246 43V42H245ZM38 44V43H37ZM49 44V43H48ZM54 44V43H53ZM71 44V43H70ZM132 44L134 45V43L132 42ZM138 44V43H137ZM164 44V43H163ZM222 44V43H221ZM249 43H247V45H248ZM251 44V43H250ZM3 45V44H2ZM5 45V44H4ZM24 45H25V43H24ZM47 45V44H46ZM129 45V44H128ZM127 45V48L125 47V45H124V47L126 48V49H128V46ZM136 45V44H135ZM139 45V44H138ZM160 45V44H159ZM158 45V46H159ZM176 45H177V43H176ZM181 45V44H180ZM179 45V46H180ZM209 45V46H208ZM243 45V44H242ZM6 46V45H5ZM8 46V47H9ZM35 46V45H34ZM66 46V45H65ZM143 46V45H142ZM178 46V45H177ZM185 46H187L186 44H185ZM184 46V47H185ZM216 46V45H215ZM214 46V47H215ZM232 46H234V45H232ZM231 46V47H232ZM244 46L247 48V46L244 44ZM7 47V46H6ZM16 47V48H17ZM87 47H88V45H87ZM94 47V46H93ZM103 47V46H102ZM183 47V48H184ZM240 47H241V45H240ZM239 47V48H240ZM4 48V47H3ZM2 48V49H3ZM30 48V47H29ZM42 48V47H41ZM60 48V47H59ZM67 48V47H66ZM85 48V47H84ZM83 48V49H84ZM101 48V47H100ZM130 48V47H129ZM131 48H133V47H131ZM182 48V49H183ZM238 48V47H237ZM236 48V49H237ZM1 49V50H2ZM7 49H9V48H7ZM18 50L17 51H19V52H23V51H25V48L23 47V46H19L18 48H17ZM38 49V48H37ZM48 49V48H47ZM50 49V48H49ZM52 49V48H51ZM54 49H56V48H54ZM61 49V48H60ZM69 49V48H68ZM141 49V50H142ZM181 49V48H180ZM187 49V48H186ZM189 49V48H188ZM192 49V48H191ZM243 49V48H242ZM12 50V49H11ZM80 50V49H79ZM89 50V49H88ZM103 50V49H102ZM121 50V49H120ZM219 50V49H218ZM232 50V49H231ZM239 50V49H238ZM255 50V51H254ZM3 51V50H2ZM4 51H6V49H4ZM8 51V50H7ZM13 51V50H12ZM28 51V50H27ZM32 51H34L33 49H32ZM38 51H40L39 49H38ZM58 51V50H57ZM60 51V50H59ZM97 51V50H96ZM165 51H166V53H165ZM193 51V50H192ZM235 51H237V50H235ZM1 52V51H0ZM10 52V51H9ZM16 52V51H15ZM14 52V53H15ZM63 52V51H62ZM69 52V51H68ZM82 52V51H81ZM100 52V51H99ZM129 52V51H128ZM127 52V53H128ZM131 52V51H130ZM194 52V51H193ZM207 53V55H205L206 53ZM220 52V51H219ZM11 53V52H10ZM24 53V52H23ZM27 53V52H26ZM42 53H43V51H42ZM67 52H65L64 53V56H65V54H66ZM83 53V52H82ZM84 53H85V51H84ZM108 53V52H107ZM118 53V52H117ZM165 53V54H164ZM210 53V54H209ZM259 53V52H258ZM1 54V53H0ZM15 54H17V52L15 53ZM35 54V53H34ZM61 54V53H60ZM70 54H72V53H70ZM76 55H77V53H75ZM86 54V53H85ZM120 54V53H119ZM131 54V53H130ZM185 54V53H184ZM256 54H257V51H256ZM14 55V54H13ZM24 55V54H23ZM26 55H28V54H26ZM39 55V54H38ZM112 55V54H111ZM121 55H123V54H121ZM131 55H133V54H131ZM237 55V54H236ZM263 55V54H262ZM30 56V55H29ZM72 56H73V54H72ZM72 56H71V58H72ZM78 57H80L81 58V56L80 55H77ZM239 56V55H238ZM4 57V56H3ZM2 57V58H3ZM13 57V56H12ZM17 57V56H16ZM23 57V56H22ZM28 57V56H27ZM99 57V56H98ZM103 57V56H102ZM1 57H0V59H2ZM75 58V57H74ZM107 58V57H106ZM121 58V57H120ZM217 58V57H216ZM15 59H17V58H15ZM19 59V58H18ZM21 59V58H20ZM25 59H27V58H25ZM75 59H77V58H75ZM103 59V58H102ZM126 59V58H125ZM9 60V59H8ZM77 60H81V59H77ZM87 60H88V57H87ZM101 60V59H100ZM7 61V60H6ZM5 61V62H6ZM64 61V60H63ZM62 61V62H63ZM112 60H110V62H111ZM40 62V61H39ZM61 62V61H60ZM67 62H70V61H67ZM92 62V61H91ZM101 62V61H100ZM103 62V61H102ZM109 61H107V63H108ZM115 62V61H114ZM113 62V63H114ZM0 63H3V62H1L0 61ZM65 63V62H64ZM112 63V64H113ZM224 63V62H223ZM60 64V63H59ZM72 64V63H71ZM70 64V65H71ZM83 64V63H82ZM90 64V63H89ZM56 65H58V64H56ZM64 65V64H63ZM62 65V66H63ZM68 65H69V63H68ZM67 65V66H68ZM88 65V64H87ZM106 65V64H105ZM40 66V65H39ZM65 66V65H64ZM73 66H74V64H73ZM72 66V67H73ZM91 66V65H90ZM89 66V67H90ZM227 66V65H226ZM1 67V66H0ZM34 67V66H33ZM108 67H110V66H107V68ZM4 68V67H3ZM40 68V67H39ZM45 68V67H44ZM43 68V69H44ZM63 68V67H62ZM70 68H71V66H70ZM75 68H77V67H75ZM147 68V69H146ZM2 69V68H1ZM61 69V68H60ZM89 69V68H88ZM131 69H129L130 71H131ZM39 70V69H38ZM68 70H69V67H68ZM105 70H106V68H105ZM148 70V71H147ZM241 70H243V72H239V71H241ZM18 71V70H17ZM43 71V70H42ZM74 71H76V70H74ZM65 72V71H64ZM81 72H84V71H81ZM109 72V71H108ZM118 72H120L122 75L120 76H117V74H119ZM45 73H47V72H45ZM62 73V72H61ZM66 73V72H65ZM69 73H71V72H69ZM86 73V72H85ZM113 73H115V75L117 76V77H113V79H109L110 78V76L111 75H113ZM210 73V72H209ZM216 73V74H215ZM131 74H133V73H131ZM193 74V73H192ZM205 74V73H204ZM208 74V73H207ZM211 75H212V73H210ZM244 74H245V76H244ZM52 75V74H51ZM67 75H69V77H70V74H67ZM88 75V74H87ZM7 76V75H6ZM12 76V75H11ZM128 76V75H127ZM132 76V75H131ZM190 77L192 76L191 74L189 75ZM244 76V77H243ZM4 77V78H3ZM3 77H2V79H5V76L3 75ZM56 77H57V75H56ZM65 77V76H64ZM68 77V76H67ZM89 77V76H88ZM134 77V76H133ZM195 77V75H193V79H195L194 78ZM211 77V76H210ZM222 77V76H221ZM39 78V77H38ZM51 78V77H50ZM58 78V77H57ZM66 78V77H65ZM206 78V77H205ZM205 78H203L202 77V79H205ZM7 79V78H6ZM5 79V80H6ZM89 79V78H88ZM145 79V78H144ZM190 79H192V78H190ZM13 80V79H12ZM23 80V79H22ZM67 80H70V81H72L71 79H69V78H67ZM143 80V79H142ZM220 80V79H219ZM230 80V81H231ZM16 81V80H15ZM87 81V80H86ZM91 81V80H90ZM92 81V82H93ZM130 81V80H129ZM194 81V80H193ZM209 81V80H208ZM229 81V82H230ZM7 82V81H6ZM64 82V81H63ZM63 82H61V83H63ZM74 82V81H73ZM131 82V81H130ZM72 83V82H71ZM128 83V82H127ZM231 83V82H230ZM233 83V82H232ZM19 84V83H18ZM85 84H87V83H84V85ZM131 84V83H130ZM194 84V85H193ZM237 84H239V83H237ZM78 85V84H77ZM226 85V84H225ZM227 85H228V83H227ZM11 86V85H10ZM13 86V85H12ZM79 86H81V85H79ZM124 86V85H123ZM231 86V85H230ZM2 87V86H1ZM93 86H90V88H92ZM131 87V86H130ZM215 87V88H214ZM224 87V86H223ZM240 87V86H239ZM89 88V89H90ZM248 88V87H247ZM4 89V88H3ZM72 89V88H71ZM122 89V88H121ZM130 89V88H129ZM128 89V90H129ZM257 89H259V86L257 87ZM261 89V88H260ZM45 90V89H44ZM55 90V89H54ZM81 90V89H80ZM131 90V89H130ZM10 91V90H9ZM68 91V90H67ZM83 91V90H82ZM93 91V90H92ZM107 91V90H106ZM136 91V90H135ZM243 91V90H242ZM261 91V90H260ZM263 91V90H262ZM1 92V91H0ZM5 92H7V91H5ZM48 92V91H47ZM89 92H91V91H89ZM255 92V91H254ZM85 93H86V91H85ZM97 93V92H96ZM126 93V92H125ZM240 93V92H239ZM253 93V92H252ZM18 94V93H17ZM47 94V93H46ZM89 94V93H88ZM91 95H88L86 98H82L83 100H80L81 101V103L83 102V105H84V102H85V106H84V108H82L81 109V111L79 112V116H83L82 117V120L80 121V123L79 124H81L82 125V130L84 131V132H88V131H95V132H100V133H104V136H106V135H110V136H115L116 135V131H115V126H114V123L112 124V126H114V131H113V129H109V128H107L106 127V121H105V116H104V114H100L103 110L105 111V109H103V108H99V102L97 101V100H95L94 99V96L92 95L93 93H90ZM127 94V93H126ZM125 94V95H126ZM227 94V93H226ZM261 94V93H260ZM263 94H264V92H263ZM3 95V94H2ZM12 95V94H11ZM51 95V94H50ZM87 95V94H86ZM219 95V97H221V98H223V102H222V100H220L221 102H222V106L221 107H218V106H216L214 109H213V111L211 112L210 110H208V108H207V106H205V103H207L206 102V100L207 99H209V98H218L217 96ZM232 95V94H231ZM257 95V94H256ZM74 97V96H73ZM75 97H77V96H75ZM125 97V96H124ZM250 97H252L253 98V95L252 96H250ZM62 98V97H61ZM96 98H97V96H96ZM108 98V97H107ZM262 98V97H261ZM76 99V98H75ZM105 99V98H104ZM254 99V98H253ZM255 99H257L256 97H255ZM252 100V99H251ZM74 101V100H73ZM123 102H124V104H123ZM205 102V103H204ZM211 102V101H210ZM218 102V101H217ZM250 102V101H249ZM254 102V101H253ZM256 102V101H255ZM262 102H264V101H262ZM55 103V102H54ZM47 104V103H46ZM71 104V103H70ZM208 104V103H207ZM212 104V103H211ZM42 105V104H41ZM64 105V104H63ZM72 105V104H71ZM105 105V104H104ZM218 105V104H217ZM5 106V105H4ZM50 106V105H49ZM69 106V105H68ZM68 106H66V107H68ZM78 107V106H77ZM256 107H258V108H256ZM23 108V107H22ZM57 108V107H56ZM74 108V107H73ZM80 108V107H79ZM115 109H116V107H114ZM211 108V107H210ZM244 108H248V109H246V110H243ZM70 110H71V108H70ZM50 111V110H49ZM56 111V110H55ZM62 111V110H61ZM222 111V112H221ZM60 112V111H59ZM58 112V113H59ZM70 112V111H69ZM57 113V114H58ZM65 113V112H64ZM20 114V113H19ZM53 114V113H52ZM72 114H73V112H72ZM112 114V113H111ZM18 115V114H17ZM16 115V116H17ZM53 115H55V114H53ZM49 116V115H48ZM56 116V115H55ZM58 116V115H57ZM112 116H113V114H112ZM63 117V116H62ZM132 117V118H133ZM219 117V116H218ZM224 118V117H223ZM52 119V118H51ZM50 119V117H49V120H51ZM113 119V118H112ZM222 119V118H221ZM44 120V119H43ZM54 120V119H53ZM52 120V121H53ZM95 120H97V121H95ZM77 121V120H76ZM223 121V120H222ZM43 122V121H42ZM93 122H97V124L98 125H94V123ZM40 123V122H39ZM44 123V122H43ZM58 123V126L60 125L61 126V130L62 129H64V128H72L73 129V136H77V135H79L80 134V131H79V129H77V128H74L75 126H71L70 124H68V125H66L65 127H63L62 125H64V121L62 122L61 121V119H60V121H58L57 122ZM220 123H222V122H220ZM10 124V123H9ZM44 124H47V123H44ZM123 124V125H122ZM225 124V123H224ZM28 125V124H27ZM40 125H41V123H40ZM133 126V125H132ZM15 127V126H14ZM49 127V126H48ZM110 127V126H109ZM216 127H218V126H216ZM220 127V126H219ZM226 127V126H225ZM232 127H240V131L238 132L239 133V135L238 134H234V133H232L234 130H232V132H230V128H232ZM1 128H2V126L0 127V131H2L1 130ZM20 128V127H19ZM23 128V127H22ZM25 128V127H24ZM53 128V127H52ZM58 128V127H57ZM214 128V127H213ZM18 129V128H17ZM43 129V128H42ZM42 129H41V131H42ZM59 129V128H58ZM58 129H56V130H58ZM120 129V128H119ZM122 129V128H121ZM126 129V128H125ZM220 129V128H219ZM16 130V128L14 129L13 128V130H9L10 131V134L11 133H13V132H11V131H15ZM26 130V129H25ZM25 130L23 131V132H25ZM47 130V129H46ZM71 130V129H70ZM124 130V129H123ZM211 130H212V128H211ZM21 131H22V129H21ZM21 131L19 132L21 135H22V133H21ZM27 131H28V129H27ZM31 131V130H30ZM35 131V130H34ZM36 131H37V129H36ZM43 131H44V129H43ZM82 131V132H83ZM119 131V130H118ZM179 131H181V132H183V134H180V135H178V137H174L173 136V134L175 133V132H179ZM208 131V130H207ZM213 131V130H212ZM5 132V131H4ZM3 132V133H4ZM39 132H40V130H39ZM215 132H217V131H215ZM235 132H236V130H235ZM8 133V132H7ZM202 133V132H201ZM204 133V132H203ZM213 133V132H212ZM6 134V133H5ZM28 134V133H27ZM48 134V133H47ZM67 134V133H66ZM215 134V133H214ZM219 134V133H218ZM35 135V134H34ZM65 135V134H64ZM89 135V134H88ZM92 135V134H91ZM120 135H121V133H120ZM127 135V134H126ZM177 135V134H176ZM196 135H198V134H196ZM15 136H18L17 134L15 135H11L10 136V138L12 137L13 139H9V140H11V141H8L6 138L4 139L3 137V139H4V141L2 142V141H0V148H2V150L3 151H5V152H7V153H9L8 151H13V152H20L21 150H22V146H21V144L23 143H21V142H16L15 141ZM25 136H27V135H25ZM85 136V135H84ZM129 136V135H128ZM209 136H211V135H209ZM218 136H220V134L218 135ZM5 137V136H4ZM8 137V136H7ZM21 137V136H20ZM20 137H17L18 138V140L20 141ZM23 137H24V133H23V135H22V140H23ZM55 137V136H54ZM63 137V136H62ZM191 137H193V136H191ZM198 137H199V135H198ZM207 137V136H206ZM217 137V136H216ZM29 138V137H28ZM44 138V137H43ZM61 138V137H60ZM96 138V137H95ZM119 138V137H118ZM126 138V137H125ZM214 138H215V136H214ZM25 139H27L26 137H25ZM25 139H24V141H25ZM30 139H31V137H30ZM29 139V140H30ZM77 139V138H76ZM34 140V139H33ZM57 140V139H56ZM66 140V139H65ZM201 140V139H200ZM38 141V140H37ZM62 141V140H61ZM73 141H75V140H73ZM102 141H105L104 139L102 140ZM205 141V140H204ZM203 141V142H204ZM214 141H216V140H214ZM25 142H27V141H25ZM43 142V141H42ZM44 142H45V140H44ZM49 142V141H48ZM29 143V142H28ZM28 143H27V146H28ZM77 143V142H76ZM79 143H80V141H79ZM231 144H232V142H230ZM250 143V142H249ZM73 144V143H72ZM89 144V143H88ZM116 144V143H115ZM141 144V145H140ZM188 144V143H187ZM251 144V143H250ZM76 145V144H75ZM82 145V144H81ZM209 145H210V143H209ZM229 145V144H228ZM25 146V145H24ZM39 146V145H38ZM94 146V145H93ZM143 148H141V147ZM226 146H227V144H226ZM26 147V146H25ZM46 147V146H45ZM44 147V148H45ZM65 147V146H64ZM75 147V146H74ZM236 147V146H235ZM255 147V146H254ZM37 149H38V147H36ZM43 148V147H42ZM228 148V147H227ZM230 148V147H229ZM252 148V147H251ZM239 149V148H238ZM238 149H236V150H238ZM255 150H256V148H254ZM24 150V149H23ZM40 150V149H39ZM54 150V149H53ZM57 150V149H56ZM66 150V149H65ZM64 150V151H65ZM73 150V149H72ZM76 150V149H75ZM251 150V149H250ZM253 150V149H252ZM251 150V151H252ZM258 150V149H257ZM47 151V150H46ZM69 151V150H68ZM67 151V152H68ZM133 151V153H134V156L136 157V158H138V155H140V153L142 154V157H145V159H147V160H150L151 162H152V165H150L149 167H147V168H145L144 169V171L142 172H140V171H137V169H138V167H137V169H135L133 166H132V164H131V158L129 157V153L130 152H132ZM211 151V150H210ZM215 151L216 150H214V153H215ZM233 151H235V150H233ZM232 151V152H233ZM241 151V152H242ZM258 151H260V150H258ZM15 152V153H16ZM26 152V151H25ZM41 152H42V150H41ZM256 152V151H255ZM261 152V151H260ZM260 152H258V153H260ZM55 153H56V151H55ZM181 153H184V155L185 156H180L181 155ZM244 153H242V154H244ZM249 153V152H248ZM3 154V153H2ZM6 154V153H5ZM20 154V153H19ZM43 154H45V153H43ZM51 154V153H50ZM61 154V153H60ZM70 154V153H69ZM68 154V155H69ZM212 154V153H211ZM254 154V153H253ZM256 154V153H255ZM7 155V154H6ZM11 155V154H10ZM13 155V154H12ZM52 155V154H51ZM73 155H74V153H73ZM249 155H250V153H249ZM50 156V155H49ZM63 156H64V154H63ZM67 156V155H66ZM133 156V160L134 159H136L135 157ZM203 156V155H202ZM210 156V155H209ZM242 156H244V155H242ZM241 156V157H242ZM247 156V155H246ZM1 157V156H0ZM14 157V156H13ZM39 157V156H38ZM60 157V156H59ZM74 157V156H73ZM192 157H194V156H192ZM217 157V158H218ZM245 157V156H244ZM7 158V157H6ZM18 158V157H17ZM43 158V157H42ZM45 158V157H44ZM46 158H47V156H46ZM54 158V157H53ZM189 158H187V160L189 159ZM203 158H204V156H203ZM214 158V157H213ZM2 159V158H1ZM57 159V158H56ZM67 159V158H66ZM198 159V158H197ZM207 159H209V158H207ZM12 160H14V158H12ZM44 160H46V159H44ZM49 160V159H48ZM71 160V159H70ZM203 160V159H202ZM20 162H21V160H19ZM41 161V160H40ZM50 161H54L55 162V160L54 159H50L49 160V164H50ZM59 161V160H58ZM66 161V160H65ZM112 161V160H111ZM211 161V160H210ZM245 161H248V159L247 160H245ZM2 162V161H1ZM14 162H15V160H14ZM44 162V161H43ZM47 162V161H46ZM57 162V161H56ZM60 162V161H59ZM70 162V161H69ZM77 163H80L79 161H76ZM110 162V161H109ZM194 162V161H193ZM201 162V161H200ZM203 162V161H202ZM253 162V161H252ZM41 163V162H40ZM40 163H39V166H40V170H41V167H43L44 165H45V163H44V165L43 166H41L40 165ZM58 163V162H57ZM72 163H74V162H72ZM76 163V164H77ZM134 163V162H133ZM244 163V164H243ZM22 164V163H21ZM43 164V163H42ZM68 164V163H67ZM75 164V163H74ZM142 164V163H141ZM140 164V165H141ZM148 164V163H147ZM188 164V163H187ZM210 164V163H209ZM52 165V164H51ZM50 165V166H51ZM184 165V164H183ZM193 165V164H192ZM222 165H224V163L222 164ZM255 165V164H254ZM56 165H54V167H55ZM59 167L61 166V165H58ZM58 166H56V167H58ZM62 166H63V164H62ZM73 166V165H72ZM79 166V165H78ZM182 166V165H181ZM188 166V165H187ZM217 166V165H216ZM216 166H215V168H216ZM252 166V165H251ZM260 166V165H259ZM54 167L52 168V171L54 170ZM55 167V168H56ZM210 167V166H209ZM222 167V166H221ZM10 168V167H9ZM14 168V167H13ZM20 168V167H19ZM24 169H25V167H23ZM48 168V167H47ZM214 168V167H213ZM218 168H220V167H218ZM247 168V167H246ZM252 168V167H251ZM259 168V167H258ZM18 169V168H17ZM43 170H44V167L42 168ZM66 169V168H65ZM69 169V168H68ZM253 169H255V168H253ZM257 169V168H256ZM263 169V168H262ZM19 170H21V169H19ZM33 170V169H32ZM32 170H30L31 172H32ZM45 170H47L46 168H45ZM76 170V169H75ZM138 170H140V169H138ZM189 170H191V169H189ZM198 170H200V169H198ZM215 170V169H214ZM259 170H261V169H259ZM2 171V170H1ZM22 171H25V170H22ZM21 171V172H22ZM48 171V170H47ZM69 171V170H68ZM73 171H74V169H73ZM175 171V172H174ZM196 171V170H195ZM213 171V170H212ZM221 171V170H220ZM255 171V170H254ZM262 171V170H261ZM14 172V171H13ZM15 172H17V171H15ZM27 172V171H26ZM43 172V171H42ZM49 172H51V171H49ZM67 172V171H66ZM181 172V171H180ZM198 172V171H197ZM213 172H215V171H213ZM212 172V173H213ZM251 174L253 173V172H251V171H249ZM256 172H258V170L256 171ZM7 172H5V174H6ZM20 173V172H19ZM46 173V172H45ZM54 173V172H53ZM68 173V172H67ZM78 173H76L77 175H79ZM189 173V172H188ZM199 173V172H198ZM197 173V174H198ZM201 173V172H200ZM4 174V175H5ZM23 174V173H22ZM52 174V173H51ZM193 174V173H192ZM214 174V173H213ZM212 174V175H213ZM221 174V173H220ZM3 175V176H4ZM8 175V174H7ZM109 175H111L110 177H107V176H109ZM211 175V176H212ZM216 175L218 176V173L216 172ZM248 175V174H247ZM257 175V174H256ZM258 175H259V173H258ZM263 175V173L261 172V176ZM18 176V175H17ZM27 176V175H26ZM41 176V175H40ZM43 176V175H42ZM58 176V175H57ZM69 176V175H68ZM201 176V175H200ZM216 176V177H217ZM221 176V175H220ZM252 176V175H251ZM12 177V176H11ZM23 177H25V176H23ZM28 177V176H27ZM37 177V176H36ZM59 177H61V176H59ZM77 177V176H76ZM75 177V178H76ZM140 177V178H139ZM146 178V180L145 179H142V178ZM194 177V176H193ZM195 177H196V175H195ZM208 177V176H207ZM219 177V176H218ZM247 177V176H246ZM248 177H250V175L248 176ZM255 177V176H254ZM18 178V177H17ZM22 178V177H21ZM40 178V177H39ZM62 178V177H61ZM66 178H67V176H66ZM65 178V179H66ZM79 178V177H78ZM215 178V177H214ZM226 178V177H225ZM252 178V177H251ZM257 178H258V176H257ZM7 179H9V178H7ZM30 179V178H29ZM35 179V178H34ZM38 179V178H37ZM56 179H58V178H56ZM64 179V178H63ZM150 179H152L151 177H150ZM149 179V180H150ZM197 179V178H196ZM209 179H210V177H209ZM231 179V178H230ZM261 179V178H260ZM263 179H264V177H263ZM6 180V179H5ZM17 180V179H16ZM27 180V179H26ZM36 180V179H35ZM34 180V182L36 183L37 181H35ZM39 180V179H38ZM61 180V179H60ZM70 180H72V179H70ZM75 180V179H74ZM160 180V179H159ZM161 180H163V179H161ZM188 180H190V178H188ZM259 180V179H258ZM39 181H42V180H39ZM38 181V182H39ZM66 181V180H65ZM67 181H69V180H67ZM77 181H78V179H77ZM228 181H230V180H228ZM17 182H18V180H17ZM27 182H28V180H27ZM30 182H32V181H30ZM33 182V183H34ZM58 183H59V180L57 181ZM73 182H75V181H73ZM203 182V181H202ZM205 182V181H204ZM207 182V181H206ZM249 182V181H248ZM259 182V181H258ZM20 183V182H19ZM34 183V184H35ZM40 183V182H39ZM43 183H44V181H43ZM62 183V182H61ZM263 183H264V180H263ZM17 184V183H16ZM21 184V183H20ZM38 184V183H37ZM42 183H40V186H43V185H41ZM70 184V183H69ZM80 184H81V182H80ZM251 184V183H250ZM254 184V183H253ZM36 185V184H35ZM54 185H57V183L55 182L54 183ZM54 185H51V186H53L54 187ZM60 185V184H59ZM144 185V184H143ZM202 185V184H201ZM252 185V184H251ZM26 186V185H25ZM58 186V185H57ZM56 186V188H58ZM157 186V185H156ZM212 187H213V185H211ZM261 186V185H260ZM259 186V187H260ZM31 187V186H30ZM35 187V186H34ZM67 187V186H66ZM65 187V188H66ZM79 187V186H78ZM158 187V186H157ZM163 187V186H162ZM180 187V188H179ZM206 187H207V185H206ZM33 188V187H32ZM42 188V187H41ZM45 188V187H44ZM50 188V187H49ZM48 188V189H49ZM55 188V187H54ZM62 188V187H61ZM64 187H63V189H65ZM70 189H71V187H69ZM68 188V189H69ZM208 188V187H207ZM216 188V189H217ZM257 188V187H256ZM25 189V188H24ZM24 189H22L21 191H23ZM36 189V188H35ZM39 189H40V187H39ZM52 189V188H51ZM67 189V190H68ZM138 189V188H137ZM144 189V188H143ZM217 189V190H218ZM32 190V189H31ZM36 190H38V189H36ZM46 190V189H45ZM159 190V189H158ZM183 190V189H182ZM213 190V189H212ZM18 191H19V189H18ZM29 191V190H28ZM33 191H35V190H33ZM40 191H42V189L40 190ZM51 191V190H50ZM58 191V190H57ZM61 191V190H60ZM74 191H76V190H74ZM92 191V192H91ZM178 191H175L174 192V195L176 196H179V195H182L181 193H179ZM199 191V190H198ZM214 191V190H213ZM24 192V191H23ZM30 192V194L32 193L31 191H29ZM53 192V191H52ZM144 192V191H143ZM170 192V191H169ZM177 192L179 193V194H177ZM209 192V191H208ZM219 192V191H218ZM252 192H253V189H252ZM16 193H17V191H16ZM21 193V192H20ZM26 193H28V192H24L23 194H25L26 195ZM35 194L36 193H38V191L37 192H34ZM46 193V192H45ZM65 193V192H64ZM67 193V192H66ZM75 193V192H74ZM138 193V192H137ZM186 193V192H185ZM198 193V192H197ZM244 193L243 194H239V195H244ZM253 193H255V192H253ZM69 194H71V191L69 192ZM131 194V193H130ZM217 193H215V195H216ZM251 194V193H250ZM75 195H76V193H75ZM167 195V194H166ZM170 195V194H169ZM174 195H172L171 197L173 198V196ZM203 195L205 196V194H204V192H203ZM213 195V194H212ZM17 196V195H16ZM15 196V197H16ZM64 196V195H63ZM69 196V195H68ZM77 196V195H76ZM145 196H147V195H145ZM214 196V195H213ZM212 196V197H213ZM22 196H20L19 197V199L21 198ZM70 197V196H69ZM152 197V198H151ZM194 197H195V195H194ZM211 197V198H212ZM239 197V196H238ZM243 197V196H242ZM244 197H246V196H244ZM249 197V196H248ZM68 198V197H67ZM143 198V197H142ZM151 198V199H150ZM214 198V197H213ZM237 198V199H236ZM252 198L254 199V195H252ZM147 199V198H146ZM176 199V198H175ZM191 199V198H190ZM207 199V198H206ZM242 199V198H241ZM9 200V199H8ZM18 200V199H17ZM21 200V199H20ZM20 200H18L17 202H19ZM69 200V199H68ZM73 200V199H72ZM132 200V199H131ZM134 200V199H133ZM144 200V199H143ZM198 200V199H197ZM200 200H202V199H200ZM209 200V199H208ZM215 200H214V203H215ZM16 201V200H15ZM22 201V200H21ZM25 200H23L22 202H24ZM65 201H67V200H65ZM170 201V200H169ZM189 201V200H188ZM211 201H213V199L212 200H210L209 202H211ZM10 202H12V200L10 201ZM27 202V201H26ZM64 202V201H63ZM70 202V201H69ZM128 202H129V200H128ZM143 202V201H142ZM175 202H177V201H175ZM174 202V203H175ZM234 202V203H233ZM9 203V202H8ZM20 203V202H19ZM60 203V202H59ZM71 203V202H70ZM70 203H68L69 205H72V204H70ZM204 203V202H203ZM10 204H12V203H10ZM23 204H25V203H23ZM66 204V203H65ZM78 204V205H79ZM126 204V203H125ZM131 204V203H130ZM165 204V203H164ZM177 204V203H176ZM184 204H186V203H184ZM0 205H1V203H0ZM9 205V204H8ZM15 205H17L16 204V202H15ZM61 205V204H60ZM133 205V204H132ZM142 205V204H141ZM143 205H145V204H143ZM192 205V204H191ZM257 205V204H256ZM6 206V208H8L7 207V205H5ZM10 206V208H12V206L13 205H9ZM25 206V205H24ZM54 206V205H53ZM63 206V205H62ZM65 206V205H64ZM63 206V207H64ZM68 205H66V207H67ZM75 206V205H74ZM120 206H121V203H120ZM164 206V205H163ZM174 206V205H173ZM185 206V205H184ZM202 206V205H201ZM59 207V206H58ZM69 207V206H68ZM86 207V206H85ZM162 207V206H161ZM168 206L166 205V208H167ZM171 207H172V205H171ZM250 207V206H249ZM252 207H253V204H252ZM258 207V206H257ZM19 208L20 207H18V210H19ZM28 208V207H27ZM69 208H71V206L69 207ZM73 208H75V207H73ZM87 208V207H86ZM92 208V207H91ZM126 208H127V206H126ZM130 208H133L132 206L130 207ZM260 208H262V207H260ZM5 209V208H4ZM62 209V208H61ZM65 208H63L62 210H64ZM67 209V208H66ZM83 209V208H82ZM90 209V208H89ZM89 209H87V210H89ZM189 209V208H188ZM191 209V208H190ZM204 209V208H203ZM223 209H224V207H223ZM227 209V208H226ZM248 209V208H247ZM12 210H14V209H12ZM16 210V209H15ZM31 210V209H30ZM33 210V209H32ZM74 210V209H73ZM92 210V209H91ZM137 210L139 211V209L137 208ZM142 210H143V208H142ZM160 210V209H159ZM167 210V209H166ZM192 210V209H191ZM3 211H5V210H3ZM8 211H10V210H6V212L5 213H7ZM28 211H29V209H28ZM57 211H59V210H57ZM69 211L70 210H68V213H69ZM97 211L99 212V213H97ZM124 211V210H123ZM161 211V210H160ZM188 211V214H190L189 212H190V210H187ZM186 211V212H187ZM209 211V210H208ZM223 211H226V210H223ZM243 211H244V208H243ZM18 212V211H17ZM30 212V211H29ZM29 212H27L28 214H29ZM37 213L38 211H34L33 213ZM46 212V211H45ZM67 212V211H66ZM71 212V211H70ZM93 212V211H92ZM140 212V211H139ZM162 212V211H161ZM167 212H170V210L169 211H167ZM174 212V211H173ZM185 212V213H186ZM221 212V211H220ZM229 212V211H228ZM245 212V214H246V211H244ZM251 213H252V211H250ZM256 212V211H255ZM260 212H262V211H260ZM2 213V212H1ZM12 213V212H11ZM19 213H20V211H19ZM31 213V212H30ZM40 213V212H39ZM58 213V212H57ZM62 213V212H61ZM60 213V214H61ZM171 213V212H170ZM212 213V212H211ZM240 213V212H239ZM258 213L259 212H257L256 214L258 215ZM18 214V213H17ZM53 214V213H52ZM56 214V213H55ZM149 214V215H148ZM175 214V213H174ZM180 214H182V213H180ZM187 214V213H186ZM199 214V213H198ZM245 214H240L241 216L243 215V216H245V217H247L248 218V216H246ZM248 214H250V213H248ZM3 215H5L4 213H3ZM2 215V216H3ZM7 215V214H6ZM13 215H14V212H13ZM32 215H34V214H32ZM32 215H31V217L28 219V220H32L33 221V219L35 218H33L32 217ZM70 214H68L67 216H69ZM72 215V214H71ZM83 215V216H82ZM90 215H92V213L90 214ZM124 215L126 216V218H129V222H127V220H125V217H124ZM132 215V214H131ZM207 215V214H206ZM218 215H219V213H218ZM239 215V214H238ZM253 215V214H252ZM251 215V216H252ZM264 215V214H263ZM2 216H0V220L1 219H3V218H1ZM14 216H16V215H14ZM39 216V215H38ZM37 216V217H38ZM40 216H41V213H40ZM39 216V217H40ZM42 216H44V215H42ZM62 216H65V214L64 215H62ZM87 216V215H86ZM164 216V215H163ZM170 216H171V214H170ZM217 216V215H216ZM224 216H227V215H224ZM12 218H14L13 216H11ZM19 217V216H18ZM22 218H24V213H23V216H21ZM20 217V218H21ZM27 216H25V218H26ZM46 217V216H45ZM73 217H74V214H73ZM165 217H167V216H165ZM178 217V216H177ZM205 217V216H204ZM203 217V218H204ZM211 217V216H210ZM214 217V216H213ZM218 217V216H217ZM228 217V216H227ZM254 217V216H253ZM251 218V219H254V218ZM5 218H7V217H5ZM10 218V217H9ZM19 218V219H20ZM85 218V217H84ZM121 218H123L122 220H124L123 222H121L120 221V219ZM172 218V217H171ZM173 218H175V217H173ZM202 218V217H201ZM226 218V217H225ZM242 218V220H244V218L243 217H241ZM247 218H246V222H245V224H243V222H242V224L244 225H242L243 227L241 228V229H239V231L235 234V235H230V236H228V237H231V239L233 240V238H236V235H237V237L238 238H240V239H242L244 242H242V246H241V244H240V246L242 247L241 248V252H242V254L241 255H243V258H245V259H251V261L253 260L252 258H250L249 257V255L248 254H246L247 252V248L251 245V240H254L252 237H251V235L250 234H248L249 233V231H247V229H246V225H248V222H247ZM257 218H259V217H257ZM15 219V218H14ZM26 219V220H27ZM39 219V218H38ZM43 219H44V217H43ZM61 219V218H60ZM70 219V218H69ZM86 219V218H85ZM89 219V218H88ZM213 219V218H212ZM211 219V220H212ZM251 219H250V221H251ZM7 219H5V221H6ZM9 220H11V219H9ZM16 220V219H15ZM22 220V219H21ZM20 220V221H21ZM24 220V219H23ZM27 220V221H28ZM37 220V219H36ZM42 220V219H41ZM41 220H39V221H41ZM45 220V219H44ZM43 220V221H44ZM47 222H49V225L53 222V219H52V217L51 218H47ZM75 220V219H74ZM82 220V219H81ZM80 220V221H81ZM167 220L168 219H165V221L167 222ZM192 220V219H191ZM200 220V219H199ZM204 220V219H203ZM224 220V219H223ZM241 220V221H242ZM258 220V219H257ZM261 220V219H260ZM260 220H258V221H260ZM12 221H14L13 219H12ZM12 221H10V222H12ZM25 221V220H24ZM55 221H56V219H55ZM90 221H93L92 219H91V217H90ZM147 221H148V219H147ZM162 221V220H161ZM160 221V222H161ZM208 222H209V218H208V220H207ZM206 221V222H207ZM217 221V220H216ZM232 221V220H231ZM237 221V220H236ZM249 221V222H250ZM257 221V222H258ZM9 222V223H10ZM22 223H24L23 221H21ZM20 222V223H21ZM26 222V221H25ZM46 221L44 222V224H48ZM65 222V221H64ZM69 222V221H68ZM67 222V223H68ZM188 222H189V220H188ZM187 222V223H188ZM197 222H199L198 221V219H197ZM203 222V221H202ZM213 222L214 223H216L215 222V218L212 220V225H213ZM252 222V221H251ZM249 223V225L251 226L252 225V223ZM2 222L0 221V224H1ZM4 223H6V222H4ZM13 223V222H12ZM14 223H15V221H14ZM21 223V224H22ZM43 223V222H42ZM54 223V222H53ZM66 223V224H67ZM84 223V222H83ZM88 223V222H87ZM148 223V222H147ZM152 223H150V224H152ZM229 223V222H228ZM234 223V222H233ZM27 224H29V226H27L26 224H23V226L25 225V226H27V227H30L31 229H34V227H35V223L34 222H29V223H27ZM38 224H40V223H38ZM63 224V223H62ZM100 224V225H101ZM150 224H149V228H151L150 227ZM207 223H205V225H206ZM240 224V223H239ZM256 224V223H255ZM7 225V224H6ZM12 225V224H11ZM11 225H9V227L11 226ZM36 225H37V222H36ZM98 225V224H97ZM96 225V226H97ZM153 225H155V223L153 224ZM158 225H160V224H158ZM163 225V224H162ZM193 225H194V223H193ZM211 225V226H212ZM216 225V224H215ZM230 225V224H229ZM233 225V224H232ZM5 226V225H4ZM13 226V228L15 229V226L14 225H12ZM16 226H18V224L16 223ZM43 226V225H42ZM52 226V225H51ZM70 226V225H69ZM75 226H78L77 225V223H76V225ZM83 226V225H82ZM95 226V227H96ZM156 226V225H155ZM161 226V225H160ZM192 225H190V227H191ZM218 226V225H217ZM234 226V225H233ZM237 226V225H236ZM235 226V227H236ZM254 226V225H253ZM19 227V229H17V230H20L21 228H24V227H21L20 228V225L18 226ZM37 227H40V229H41V226H37ZM73 227V226H72ZM89 227V226H88ZM87 227V228H88ZM146 227H148V225H146ZM166 227H167V225H166ZM207 227V226H206ZM209 228H210V226H208ZM213 227V226H212ZM241 227V226H240ZM74 228H76V227H74ZM85 228V227H84ZM86 228V229H87ZM100 228V227H99ZM102 229H103V227H101ZM153 228V227H152ZM158 228V227H157ZM160 228V227H159ZM169 228V227H168ZM167 228V229H168ZM196 228V227H195ZM254 228V227H253ZM8 229V228H7ZM10 229H11V227H10ZM25 229V228H24ZM24 229H22V230H24ZM28 229V228H27ZM27 229H25V232H27V231H29V229L27 230ZM38 229V228H37ZM78 229H80L79 227H78ZM78 229H76V230H78ZM94 229H96V228H94ZM98 229V228H97ZM148 229V228H147ZM201 229H202V227L200 228V230L199 231H201ZM214 229V231H216V232H218L217 230H215V228H213ZM212 229V230H213ZM236 231H237V229L236 228H234ZM2 230V229H1ZM5 230V229H4ZM16 230V229H15ZM16 230V231H17ZM27 230V231H26ZM53 230V229H52ZM93 230V229H92ZM100 230V229H99ZM142 230V229H141ZM140 230V231H141ZM154 231H155V229H153ZM160 230V229H159ZM158 230V234L160 233V231ZM162 230V229H161ZM164 230V229H163ZM162 230V231H163ZM6 231V230H5ZM11 231H12V229H11ZM36 231V230H35ZM144 231V230H143ZM142 231V232H143ZM149 231V230H148ZM147 231V232H148ZM191 231H192V229H191ZM195 231H196V229H195ZM205 231V230H204ZM211 231V229H209V231H208V235L210 234L209 232ZM221 231V230H220ZM224 231V230H223ZM8 232V231H7ZM17 232H21V231H17ZM16 232V233H17ZM48 232V231H47ZM66 232V231H65ZM69 232V231H68ZM72 232V231H71ZM70 232V233H71ZM75 232V230L73 231V233ZM78 232H81V231H77V233ZM146 232V231H145ZM156 232V231H155ZM167 232H168V230H167ZM189 232H190V230H189ZM194 232V231H193ZM226 232V231H225ZM5 233V232H4ZM3 233V234H4ZM9 233V232H8ZM29 233H30V231H29ZM72 233V234H73ZM92 233V232H91ZM141 233V232H140ZM152 233H154V232H152ZM162 234H164L163 232H161ZM198 232H196V234H197ZM206 233V232H205ZM232 233V232H231ZM250 233H252V232H250ZM2 234V235H3ZM37 234V233H36ZM39 234H40V232H39ZM42 234V233H41ZM46 234V233H45ZM98 234V233H97ZM110 234H108V236L110 235ZM115 234V235H114ZM138 234V235H137ZM142 234H144V232L142 233ZM146 234V233H145ZM155 234V233H154ZM166 234V233H165ZM194 234V233H193ZM229 234H230V232H229ZM234 234V233H233ZM5 235L6 234H4V237H5ZM17 235V234H16ZM55 235V234H54ZM92 235V234H91ZM147 235H150V234H147ZM156 235V234H155ZM190 236H191V234H189ZM189 235H187V236H189ZM195 235V234H194ZM207 235V234H206ZM220 235V234H219ZM217 235V234H214V235H212L213 237H214V240H216V241H218V240H222L223 238L225 239H227V237H225L226 235ZM11 236V235H10ZM12 236H15V235H13L12 234ZM24 236H26L25 234H24ZM23 236V237H24ZM45 236V235H44ZM47 236H48V233H47ZM47 236H46V239H47ZM66 236V235H65ZM70 236V235H69ZM101 236V235H100ZM130 236V237H129ZM151 236V235H150ZM199 236V235H198ZM203 236H204V233H203ZM35 237V236H34ZM62 237V236H61ZM68 237V236H67ZM110 237L111 236H109V238L107 239V243L106 244H109V243H111L112 244V242H109V241H111V239H110ZM144 237V236H143ZM154 237V236H153ZM159 237H161V235L159 236ZM193 237V236H192ZM200 237V236H199ZM10 238V237H9ZM8 238V239H9ZM16 238H20V237H16ZM53 238H55V237H53ZM53 238H51V239H53ZM75 238V240H76V236L74 237ZM74 238H73V240H74ZM93 238V237H92ZM104 237H102V239H103ZM107 238V237H106ZM105 238V239H106ZM118 238V237H117ZM117 238H116V241H117ZM120 239H121V237H119ZM130 238H132L131 240H129ZM150 238V237H149ZM166 238V237H165ZM190 238V237H189ZM197 238V237H196ZM202 238V237H201ZM208 238V237H207ZM210 238H211V236H210ZM5 239V238H4ZM24 239H26V237L24 238ZM50 239V238H49ZM50 239V240H51ZM56 239V238H55ZM78 239V238H77ZM96 240H97V238H95ZM119 239V240H120ZM146 239H147V237H146ZM151 239V238H150ZM158 239V238H157ZM160 239V238H159ZM158 239V240H159ZM164 239V238H163ZM183 239V238H182ZM225 239V240H226ZM22 240V239H21ZM31 240V239H30ZM30 240H28V241H30ZM65 240V239H64ZM74 240V241H75ZM81 240V239H80ZM82 240H83V238H82ZM99 240H101V239H99ZM119 240H118V242H119ZM152 240V239H151ZM154 240H155V238H154ZM157 240V241H158ZM168 240V239H167ZM187 240V239H186ZM190 240V239H189ZM195 240V239H194ZM228 240H230V238L228 239ZM238 240V239H237ZM237 240H236V243H237ZM1 241H3V239L1 238ZM49 241V240H48ZM53 241H56V240H54L53 239ZM94 241V240H93ZM102 241V240H101ZM115 241V240H114ZM115 241V242H116ZM122 241V240H121ZM139 241V240H138ZM146 240H144V242H145ZM148 241V240H147ZM150 241V240H149ZM149 241H148V243H149ZM205 241V240H204ZM208 241V240H207ZM215 241V242H216ZM234 241V240H233ZM52 244H53V246L55 245V243H53L52 241H50ZM49 242V243H50ZM61 242H63V241H61ZM77 242V241H76ZM80 242V241H79ZM94 242H96V241H94ZM106 242V241H105ZM151 242H153V241H151ZM149 243L150 245H152V243ZM194 242V241H193ZM211 242H212V239H211ZM224 242V241H223ZM226 242V241H225ZM229 242V241H228ZM2 243V242H1ZM48 243V242H47ZM48 243V244H49ZM50 243V244H51ZM74 243V242H73ZM78 243V242H77ZM85 243H86V241H85ZM100 242H98L97 244H99ZM101 243H103V242H101ZM100 243V244H101ZM117 243V242H116ZM124 243V242H123ZM162 243V242H161ZM167 243H169V242H167ZM181 243H183V242H181ZM187 243H188V245H187V247L189 246L190 247V245L189 244H191V240H190V243H189V241H187ZM195 243V242H194ZM222 243V242H221ZM238 243H239V241H238ZM254 243V242H253ZM21 244V243H20ZM26 244V243H25ZM31 244V243H30ZM68 244V243H67ZM142 244H143V242H142ZM147 244V243H146ZM145 243L143 244V245H146ZM176 245H177V243H175ZM184 244V243H183ZM200 244H201V241H200ZM209 244H210V242H209ZM216 244V243H215ZM215 244H213V245H215ZM65 245V244H64ZM63 245V246H64ZM76 245V244H75ZM80 245V244H79ZM95 245V244H94ZM105 245V244H104ZM117 245V244H116ZM157 245V244H156ZM161 245V244H160ZM192 245H193V243H192ZM196 245V244H195ZM195 245H193V246H195ZM212 245V244H211ZM226 245H228V244H226ZM236 245V244H235ZM52 246V247H53ZM56 246L58 247V244H56ZM55 246V248L57 249V247ZM63 246H61V247H63ZM68 246V245H67ZM67 246H65V248H67ZM122 246V245H121ZM142 246V245H141ZM153 246H155V244H153ZM168 246V245H167ZM172 247H173V245H171ZM184 246H185V244H184ZM192 246V247H193ZM203 246H205V245H203ZM216 247H218L217 246V244L215 245ZM252 246V245H251ZM28 247V246H27ZM50 247V246H49ZM92 247V246H91ZM97 247H99V246H97ZM102 247H103V245H102ZM101 247V248H102ZM111 245H109V246H104V248H102V249H100L97 253H98V257H99V262L101 263V262H104L105 263V259L107 258V256L110 258H114L115 260H113V264H128L127 263V261H128V256L126 257V256H119V257H116V255H117V252H119V251H117V250H115L114 249V246H112L111 248ZM162 247V246H161ZM174 247H176V246H174ZM192 247H190V249L192 248ZM210 247V246H209ZM233 247H235L234 245H233ZM26 248V247H25ZM59 248H60V245H59ZM74 247H72V249H73ZM80 248V247H79ZM78 248V249H79ZM119 248V247H118ZM122 248V247H121ZM140 248V247H139ZM150 248V247H149ZM194 248V247H193ZM192 248V250H190V251H192V252H195V250ZM200 248V247H199ZM205 248V247H204ZM207 248V247H206ZM215 248V247H214ZM223 248H225V247H223ZM222 248V249H223ZM229 248H231V246L230 247H227V250H225V251H227L228 253H229V251H228V249ZM61 249V248H60ZM60 249H59V252H61L60 251ZM85 249V248H84ZM87 249H88V247H87ZM136 249V248H135ZM145 249V248H144ZM155 249V248H154ZM154 249H152V250H154ZM157 249V248H156ZM166 249V248H165ZM189 249V248H188ZM27 250V249H26ZM43 250V249H42ZM44 250H46L45 249V247H44ZM53 250V249H52ZM61 250H63V249H61ZM94 251H95V249H93ZM92 250V251H93ZM174 250V249H173ZM180 250V249H179ZM182 250V249H181ZM198 250V248L196 249V251ZM219 250H220V248H219ZM232 250V249H231ZM240 250V249H239ZM238 250V251H239ZM30 251V250H29ZM49 252L51 251V247H50V250H48ZM57 251V250H56ZM87 251V250H86ZM97 251V250H96ZM129 251H130V249H129ZM146 251V250H145ZM149 251H151V250H149ZM155 251V250H154ZM170 251V250H169ZM168 251V252H169ZM172 251V250H171ZM177 251V250H176ZM183 251H185V250H183ZM209 251V250H208ZM238 251H237V253H238ZM28 252V251H27ZM78 252V251H77ZM80 252V251H79ZM78 252V253H79ZM142 252V251H141ZM153 252V251H152ZM158 252H160V251H158ZM162 252V251H161ZM164 252V251H163ZM162 252V253H163ZM179 253H180V255H181V251H178ZM188 252V251H187ZM186 252V253H187ZM202 252V251H201ZM200 252V253H201ZM212 252V251H211ZM216 252H217V250H216ZM221 252V251H220ZM234 252V251H233ZM232 252V253H233ZM42 253V252H41ZM58 253V252H57ZM57 253H55V254H57ZM62 253V252H61ZM76 253V252H75ZM85 253H87V252H85ZM94 253V252H93ZM122 253V252H121ZM133 253H135V252H133ZM172 253V252H171ZM177 253V252H176ZM203 253V252H202ZM202 253H201V255H202ZM214 253V252H213ZM223 253H224V251H223ZM249 253V252H248ZM83 254V253H82ZM90 254H91V251H90ZM96 254V253H95ZM129 254H130V252H129ZM188 254V253H187ZM195 254H196V252H195ZM204 254V253H203ZM31 255V254H30ZM35 255V254H34ZM54 255V254H53ZM58 255H59V253H58ZM81 255V254H80ZM128 255V254H127ZM136 255H140V254H136ZM144 255V254H143ZM146 255V254H145ZM152 255H154V257H155V254L153 253ZM152 255H150V257L152 256ZM160 255H161V253H160ZM191 255H193V254H191ZM217 255H219L218 253H217ZM221 255V254H220ZM219 255V256H220ZM233 255V254H232ZM238 255V254H237ZM31 256H33V255H31ZM30 256V257H31ZM38 256V255H37ZM40 256V255H39ZM38 256V258L36 259V263L35 264H38L41 260H43V257H39ZM75 256H76V254H75ZM84 257H85V259H86V255H83ZM90 256H92V255H90ZM118 256V255H117ZM141 256V255H140ZM139 256V257H140ZM156 256H157V254H156ZM173 256V255H172ZM175 256V255H174ZM209 255H207V257H208ZM224 256V255H223ZM1 257V256H0ZM29 257V258H30ZM35 258H36V256H34ZM77 257H79V256H77ZM98 257H96V258H98ZM138 257V258H139ZM142 257V256H141ZM148 257V256H147ZM157 257H159V255L157 256ZM161 257V256H160ZM166 257V256H165ZM176 257V256H175ZM174 257V258H175ZM192 257V256H191ZM203 257V256H202ZM207 257H205L206 259H207ZM218 257V256H217ZM26 257H24V259H25ZM27 258H28V256H27ZM28 258V259H29ZM33 258V257H32ZM75 258V257H74ZM81 258V257H80ZM91 258H93V257H91ZM130 258V257H129ZM134 258V257H133ZM162 258V257H161ZM185 258H186V256H185ZM210 258H212V256L210 257ZM210 258H208V259H210ZM215 258V257H214ZM213 258V259H214ZM220 258V257H219ZM235 258H237V257H235ZM241 258H242V256H241ZM18 259V258H17ZM22 259V258H21ZM54 259V258H53ZM77 260H79L78 258H76ZM75 259V260H76ZM83 259V258H82ZM88 259V258H87ZM137 259V258H136ZM154 259V258H153ZM157 259H159V258H157ZM169 259V258H168ZM173 259V258H172ZM203 259H204V257H203ZM206 259H204V260H206ZM19 260V259H18ZM26 260V259H25ZM25 260H23L25 263H26V261ZM67 260H69V258L67 259ZM74 260V261H75ZM93 260V259H92ZM95 260V259H94ZM129 260H131V259H129ZM134 260V262L136 261L135 259H133ZM138 260V259H137ZM141 260H143V259H141ZM152 260V259H151ZM163 260V259H162ZM161 260V261H162ZM166 260V259H165ZM171 259H169L168 261H170ZM178 260V259H177ZM191 260V259H190ZM198 260H199V258H198ZM201 260V259H200ZM229 260H231V259H229V257L226 255V253H225V256L224 257H222V259H220L219 260V262H215V259H214V264H221L222 262H223V264H229ZM2 261V260H1ZM22 261V260H21ZM28 261H30V260H28ZM53 261V260H52ZM51 261V262H52ZM61 261V260H60ZM59 261V262H60ZM71 261H73V258H71ZM96 261V260H95ZM154 261V260H153ZM153 261H151V262H153ZM160 261V260H159ZM182 261V260H181ZM187 261H189V260H187ZM194 261H195V258H194ZM207 261V260H206ZM213 261V260H212ZM227 261H229V262H227ZM232 261V260H231ZM235 261V260H234ZM237 261V260H236ZM254 261V260H253ZM17 262H20V261H16V263ZM34 262H35V260H34ZM94 262V261H93ZM157 262V261H156ZM163 262V261H162ZM183 262V264H184V260L182 261ZM202 261H200L199 262V264L201 263ZM208 262V261H207ZM50 263V262H49ZM56 263V262H55ZM66 263H67V261H66ZM99 263V264H100ZM131 263V262H130ZM146 263H147V260H146ZM164 263H168V264H170L169 262H164ZM178 263H179V261H178ZM177 263V264H178ZM196 263V262H195ZM205 263V262H204ZM239 264H240V262H238ZM251 264H252V262H250ZM254 263V262H253ZM19 264V263H18ZM27 264H29L28 262H27ZM31 264V263H30ZM43 264V263H42ZM64 264V263H63ZM69 264H72V263H69ZM74 264H76L75 262H74ZM78 264H86V262H84L83 263V260H82V262H81V260H80V262L78 263ZM94 264H98V263H94ZM103 264V263H102ZM112 264V263H111ZM132 264H133V262H132ZM138 264H140V262L138 263ZM143 264V263H142ZM150 264H152V263H150ZM156 264V263H155ZM159 264V263H158ZM180 264V263H179ZM190 264H194V262L191 260V263ZM202 264H203V262H202ZM207 264V263H206ZM212 264H213V262H212ZM243 264V263H242Z\"/></svg>","mask_w":264,"mask_h":264}]
</instances>
